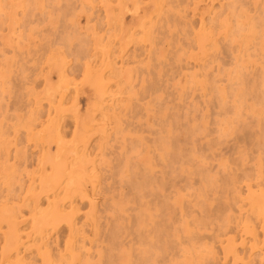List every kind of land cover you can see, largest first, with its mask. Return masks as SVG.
<instances>
[{
  "label": "rangeland",
  "instance_id": "rangeland-1",
  "mask_svg": "<svg viewBox=\"0 0 264 264\" xmlns=\"http://www.w3.org/2000/svg\"><path fill=\"white\" fill-rule=\"evenodd\" d=\"M0 1H3L2 3L5 5H23L24 6V7H21L19 10L15 9V8H5V9L0 10V212H1L0 213L1 214L0 215L1 216V218H0V225H1L0 226V252H1L0 253V261H3V264H10V261H13V259H15V260L21 259L24 261L27 260L29 262V264H45V263L49 264V262H56V264H102V262H103L102 260H104L103 264H110V263L111 264H133V263L134 264L135 263L136 264H139V263L140 264H145V263L146 264H154V263L159 264V262H160V264H163L167 260V262H165L164 264H174V263L175 264H180V263L181 264H193V261L196 260L195 264H198V263L204 264V260H206V262L208 261L207 264H217V262H219V264H225V262L229 261V260L235 262L237 260H249L253 257L255 259L252 258L251 260H256V264H259L261 257H262L261 245L264 244V239H263L264 227L261 228L264 225V222H263L264 217L262 216V214H260V212H262V210L264 211V205H263L264 204V200H263L264 196H262V195H264V183H262V181H264V173H262V161H264V153H263L264 152V144H263L264 141L262 142V140H264L262 138L264 136V134H263V132H264V124H263L264 121L262 122V120H264V113H263L264 112V107H263L264 106V104H263L264 103V96H263L264 95V93H263L264 88H262V86H264V82H263L264 81V72H263L264 71V64H263L264 63V32H262V29L260 27L262 25V22H264V0H29L30 3L27 0H0ZM163 1H164V3H163ZM27 2H28V5H27ZM161 6H162V8H161ZM65 8H66V10H65ZM23 11H24V13H23ZM160 17L161 18L164 17L166 19L164 20V19H161ZM156 20H157V23L159 22L158 24L155 23ZM164 21H165L166 25L164 24ZM151 22H152V24H151ZM143 23H145V24H143ZM202 23L205 26L203 29L201 28ZM255 23H258V25H257L258 27L256 26ZM238 25H240L241 32L238 28ZM156 26H157L158 30H157ZM161 26H163V27H161ZM151 27H154L152 29L153 32L155 31L154 33L152 32ZM160 27H161V29H160ZM144 29H147L148 32ZM166 29L168 30V32ZM237 29H238V31H237ZM164 30H165V32H164ZM160 32H161V35H160ZM183 33L185 34V36ZM200 33H201V35H200ZM124 35H125V37H124ZM165 35H167V36H165ZM214 35H216V36H214ZM231 35H233L234 37ZM110 36H111V38H110ZM132 37H135L136 40L133 41L134 38H132ZM155 37H156V39H155ZM210 37L214 41H212V39ZM126 38H127V40H126ZM138 38H140V41L138 40ZM160 40H162V41H160ZM233 40H234V42H233ZM136 41H138V42H136ZM152 41L153 42L155 41V42L152 43ZM157 41H159V42H157ZM228 41H231L233 43H228ZM148 42H150V43H148ZM133 43L135 44V46L133 45ZM171 43H173L174 46H172ZM222 43H225V44H222ZM74 44L76 45V47L74 46ZM212 44H213V46H212ZM224 45H225V47H224ZM171 46L173 48H171ZM78 47H81V48L78 49ZM127 47H129V49ZM138 47L140 48L139 49L140 51L138 50ZM71 48L73 51L71 50ZM76 48H77V50H76ZM82 48L84 50H82ZM120 48L121 49L123 48V51H121ZM146 49H148V50H146ZM228 49H229V51H228ZM87 51H89V54ZM150 51H152V52L150 53ZM157 51H159L160 53ZM84 52L86 54H84ZM223 52H225V53L228 52V53L224 54ZM230 52L233 53V56L231 55ZM102 53H103V55H102ZM105 53H107V54H105ZM111 53H113L115 56L113 54H112L113 55L112 56ZM118 53L121 56L117 55ZM152 53H153V56H152ZM72 54H74V55H72ZM80 54H82L83 57H81ZM78 55L81 58L78 57ZM106 55H109V56L107 57ZM229 55H231L230 57L232 59H230ZM92 56H93V58H92ZM127 56L130 57L132 63L129 62L130 59ZM132 56H134V58ZM138 56H140V57H138ZM136 57H138V58L136 59ZM104 58L108 59L109 63H113V65L108 64ZM145 58H147V59L144 60ZM87 60L89 61V63ZM143 60L145 62H142ZM160 60L164 63H162ZM104 61H105V64H104ZM117 61H118V63H117ZM136 61H139V62L137 63ZM79 63H80V66H79ZM87 63H88L89 67L87 66ZM141 63H143V64H141ZM152 63H153V65H152ZM90 64H91V66H90ZM123 64L125 67L123 66ZM85 65H86V68H90V67H92V68L91 69H86V68L84 69L83 67ZM117 65L119 66V68L116 70V73H115V68H113V67L117 68L118 67ZM127 65L130 66L131 68L128 67ZM161 65H163V66H161ZM109 66H110V68L112 66V68L111 69L108 68ZM139 67H141V69ZM156 67H158V69ZM139 69H140V71H139ZM118 70H120V71H118ZM125 70H126V73H125ZM167 70H168V72H167ZM82 71L85 73H83ZM92 71H93V74H92ZM96 71L103 73V74L97 73ZM136 71H137V73H136ZM150 71L153 74H150ZM154 71H157V72H154ZM163 71H166L167 73L163 72ZM170 71H171V73H170ZM63 73H65L66 75H64ZM86 73H88V75ZM95 73H96V75H95ZM112 73H114V74L111 75ZM259 73H262V74L260 75ZM89 74H92V75H89ZM147 74H149V75H147ZM99 75H101V78H99ZM114 75H117V77ZM170 75H171V78H169ZM87 76H88V78L90 77L92 80L90 78L87 79ZM143 76H145V77H143ZM166 76L171 80H169ZM61 77L62 78L64 77V78L62 79ZM105 77H106V79H105ZM129 77L131 80H129ZM162 77L165 79H163ZM96 78H99L101 80L100 81L101 83H99V80ZM111 78H113V79H111ZM115 78L116 79L118 78V80H116ZM258 78H260V79H258ZM162 79H163V81H162ZM240 79L246 80L247 82L246 83H245V81L241 82ZM90 80L92 81L91 84H90ZM107 80H108V82L111 81V83L107 84L106 83ZM139 80H141V82H139ZM211 80H212V82H211ZM104 81H105V83H103ZM189 81H190V83H189ZM94 82H96V83L98 82V83L96 84ZM157 82H158V85H157ZM171 82H173V83L170 84ZM258 82H260L261 84ZM162 83H164V84H162ZM165 83L167 85H165ZM247 83H249V84H247ZM101 84H102V86H99V88H97L98 87L97 85H101ZM149 84H150V86H149ZM250 84H252V86ZM108 85L110 88L108 87V90H107ZM247 85H250L252 88L249 86V89H247L248 88ZM253 85L254 86L256 85V87H253ZM118 86L120 89L118 88ZM160 86H161V88H160ZM188 86L189 87L191 86L190 89L188 88ZM210 86H213L212 87L213 89ZM257 86L259 87V90H258ZM100 87H101V89H100ZM102 87H103V89H102ZM115 87H117V88H115ZM129 87L130 88L132 87L131 90L134 89V91H131ZM209 87H210V89H208ZM122 88H123V90H122ZM135 88H136V90H135ZM151 88L154 90L151 91ZM197 88H198V90H197ZM254 88H255V91H253ZM18 89H20V90H18ZM97 89H98V91H96ZM114 89L118 90V92H116V90H114ZM145 89H146V91H145ZM175 89H177V90H175ZM92 90H95V92ZM104 90H105V92H104ZM124 90L127 92H125ZM129 90H130V92H129ZM192 90H193V92H192ZM201 90H203V91H201ZM216 90H217V92H216ZM229 90H231L232 92L235 90L236 93H235V91L232 93ZM111 91H113V92H111ZM161 91L163 92V94ZM166 91H168V93ZM176 91L177 92L182 91V92L177 93ZM243 91L246 95L243 93ZM110 92H111V94H110ZM119 92H120V94L118 95ZM141 92H142V94H141ZM144 92L147 95L143 94ZM230 92H231V94H230ZM92 93H94V94H92ZM104 93H105V95H104ZM125 93L127 95H125ZM211 93H212V95H211ZM242 93L244 95L241 96ZM51 94H52V97H51ZM106 94H108L110 97ZM228 94H230V95H228ZM252 94H253V96H252ZM256 94H257L256 98L259 99L258 96L260 95L261 96L260 99L262 101L259 99V101L257 102L256 98H254ZM45 95H46V98H45ZM98 95H99V98H98ZM112 95H113V97H112ZM140 95H142V96H140ZM144 95L147 97H145ZM150 95H151V97H150ZM161 95H162V97H160ZM63 96H65V97H63ZM164 96H166V97H164ZM206 96H207V98H206ZM19 97H20V99H19ZM105 97H106V99L104 100ZM140 97H142V98H140ZM155 97H156V99H155ZM252 97H253V99H252ZM62 98L65 99L66 102ZM134 98H135V100L132 101V99H134ZM152 98L154 100H156V102ZM232 98H233V100H232ZM248 98H251V99L248 100ZM38 99H40V100L42 99V100L40 101ZM47 99H49V101ZM109 99H111L110 100L111 103H110ZM151 99H152V101H151ZM221 99H223V101ZM242 99H244V100H242ZM157 100H159V101H157ZM211 100H213V102ZM219 100H221V101L218 104ZM118 101H119V103H118ZM137 101H139L140 103ZM153 101L156 104H154ZM36 102H38V103H36ZM58 102H59V104H58ZM105 102H106V106H105ZM159 102H161V103H159ZM227 102L228 103L231 102V103L228 104ZM255 102H256V104H255ZM261 102H262V104H261ZM117 103H118V105H117ZM132 103H133V106L136 105L138 108L135 106L133 107ZM214 103H215V105H213ZM257 103H259L260 105L258 106ZM37 104H39V105H37ZM114 104H115V106H114ZM222 104H224V105H222ZM103 105H104V107H103ZM218 105L221 108L218 107ZM107 106H109V107H107ZM156 106H157L158 110L156 109ZM179 106H180V108H177ZM224 106L227 108H225ZM244 106H247L248 109ZM260 106H261V108H260ZM131 107H133V108H131ZM142 107H144V108L141 109ZM161 107H163L164 109ZM193 107H196V109ZM223 107L226 109L225 111H224ZM228 107H230V108H228ZM114 108H115V110H113ZM188 108L192 109L193 111H191L190 109L187 110ZM215 108H217V109H215ZM232 108H234V110ZM34 109H35V111H34ZM161 109H163V110H161ZM165 109H167V110H165ZM176 109H178L179 111ZM30 110H32V111H30ZM55 110H57V112ZM99 110H102V112ZM140 110H141V112H140ZM184 110H186V111H184ZM230 110L233 111L234 113L231 112ZM243 110H244V112H242ZM64 111H66V114L64 113ZM109 111H111V112H109ZM120 111H121V114L119 113ZM135 111H136V114L138 116L136 114H133V113H135ZM128 112H129V115L127 114ZM172 112H174V113H172ZM193 112H195V113H193ZM228 112H230V113H228ZM35 113H37L36 116H35ZM100 113L101 114L104 113V114L101 115ZM160 113H162V114H160ZM188 113H189V115H188ZM30 114L31 115L33 114L32 117ZM41 114H42V117H41ZM60 114H62V116H64V114H65L64 118L62 116H60ZM92 114H95V115H92ZM114 114H116V115H114ZM155 114L159 115L160 119ZM179 114H181V116ZM231 114L232 115L234 114V117ZM261 114H262V116L260 117ZM75 115H76V117H75ZM109 115H111V116H109ZM166 115L168 116V118H164V117H167ZM238 115L239 116L243 115V118L241 119V116L237 117ZM26 116H30V117H26ZM93 116H97V117H93ZM113 116H116V118ZM178 116H180V118ZM194 116L196 117V119ZM111 117H112V120H111ZM155 117H156V119H155ZM174 117L179 118V119H176V118L174 119ZM31 118H33V119H31ZM102 118H104V119H102ZM169 118H171L170 120H173V121L170 122ZM185 118H187L188 120ZM23 119L25 120V122ZM53 119H54V121H53ZM141 119H142V121H141ZM102 120H104V122ZM178 120H180V121H178ZM181 120H182V122H181ZM37 121H39V122H37ZM49 121L51 122V124L49 123ZM94 121H95V123H94ZM176 121H178L179 123ZM27 122H28V124H27ZM35 122H37V123H35ZM52 122H54V123H52ZM62 122H65V124ZM87 122H88V124H87ZM111 122H113L114 124L112 123V125H111ZM123 122H125V124ZM237 122H238V124H237ZM98 123H100V124H98ZM161 123L163 125H161ZM165 123H166V125H165ZM223 123H225V124H223ZM261 123L263 125L262 127H261ZM92 124H95V125H92ZM218 124H219V126H218ZM46 125H47V128H46ZM59 125H62V126H59ZM82 125H83V128H82ZM177 125L179 127H177ZM181 125H183V126H181ZM223 125H225V126H223ZM256 125H257V127H256ZM17 126H18V128L21 126L20 129L16 128ZM29 126H30V128H29ZM43 126H45V127H43ZM98 126H100V127H98ZM112 126H114V127H112ZM156 126H158V128H156ZM161 126H163L164 128ZM188 126H191V127H188ZM198 126H199V128H198ZM229 126H231V127H229ZM50 127H51V129H50ZM160 127L164 131H162ZM172 127H174V129ZM194 127H195V129H194ZM25 128L26 129L28 128L29 130L27 131ZM108 128H110V129H108ZM139 128L141 130H139ZM187 128L189 131L188 136H187V133H188ZM256 128L259 131L262 128L263 131L261 130L259 133L258 130L256 131ZM75 129H77V130H75ZM106 129L109 131H107ZM159 129L161 130L160 132H162V133H159ZM184 129H186V130H184ZM193 129L196 132H194ZM244 129H246V132H244L245 131ZM31 130H32V132H31ZM120 130H122V131H120ZM138 130H139V133H138ZM150 130L151 131L153 130L152 133ZM179 130L181 132L180 135L182 137L179 136ZM59 131L63 135L64 140L62 139ZM64 131H65V133H64ZM82 131H83V133H82ZM110 131H111V133H110ZM112 131L113 132L115 131V132L113 133ZM123 131H126V132L124 133ZM154 131L155 132L157 131L156 132L157 134ZM172 131H175V132L172 133ZM190 131H191V133H190ZM198 131H199V133H198ZM248 131H249V133H247ZM76 132H77V135L75 136L74 134H76ZM97 132H98V134H96ZM122 132H123V134H122ZM131 132L133 133V135ZM141 132H142V135H140ZM143 132H146V133L143 134ZM192 132H193L194 136H190V135H192ZM254 132H257V134ZM34 133H35V135H34ZM91 133H94V134H91ZM108 133H109V135H108ZM165 133H167V136L169 134L171 136L172 135L173 136L171 137L169 135L167 137ZM184 133H186V135ZM258 133H259V135H258ZM88 134H90V135H88ZM95 134L97 136H95ZM105 134H107V135L105 136ZM251 134H252V136H251ZM254 134H256L255 137H254ZM260 134H261V137H260ZM82 135L86 136L87 138L85 137V139H84V136H82ZM243 135L246 139H242ZM103 136H105V137L103 138ZM112 136H113V138H111ZM158 136H162V137L160 138ZM176 136H179V137H176ZM73 137L75 138V140ZM143 137L145 138V140H142V139H144ZM187 137H188V140H187ZM32 138L34 141L31 140ZM34 138L36 139L37 142L35 141ZM81 138L83 141H81ZM114 138H116L115 141L113 140ZM172 138H174V139H172ZM176 138H178V139H176ZM258 138H261V139H258ZM59 139H61V140H59ZM89 139H90V141L88 142ZM98 139H99V141H98ZM119 140L121 142L122 141L123 142L121 143ZM180 140H181V143L179 142V144H178L177 142ZM189 140L192 144L189 142ZM257 140H259V141L261 140L262 145ZM70 141L72 144H75V145H69V144H71V143H68ZM110 141H111V143H110ZM127 141H129V142H127ZM133 141L134 142L136 141V142L134 143ZM161 141L165 146L161 143ZM153 142L155 143V145H157V147H158V148H156L157 150L155 149V145L153 147ZM132 143H134V144L132 145ZM149 143H151V144H149ZM193 143H195V144H193ZM253 143H255V144H253ZM259 143L263 148L258 147ZM85 144H87V145H85ZM128 144H129L128 148H130V147H132V148L128 149L127 148ZM58 145L60 147H58ZM114 145H116V146H114ZM179 145H181V146L186 145L189 147H186V146L181 147ZM86 146H88L89 148ZM75 147H77L78 149ZM184 147L187 149L185 150ZM253 147H255V148H253ZM87 148H88V150H87ZM138 148H140V150ZM163 148H165L166 150H164ZM89 149L91 150V152ZM103 149H105V150L102 151ZM180 149L183 152H180L181 151ZM63 150H64V152H63ZM79 150H81V151H79ZM172 150L175 154L172 153ZM259 150H261V151H259ZM77 151H79V154ZM100 151H101V153H100ZM134 151H135V153H133ZM197 151H198V153H197ZM17 152H18V155H17ZM75 152H77L76 154L78 156L76 154H74ZM81 152H83V153H81ZM92 152H94V153H92ZM111 152L112 153L114 152V153L112 154ZM117 152H119V155ZM139 152H141V153L138 154ZM193 152H194V154H193ZM80 153H81V156H79ZM116 153L119 156V158L117 155L115 156ZM126 153L128 156L126 155ZM132 153L135 155H138L139 157L135 156V155H133V157H132ZM165 153H167V154H165ZM168 153H169V155H168ZM259 153H261V154H259ZM104 154H105V157H104ZM163 154H165V155H163ZM178 154L181 155L180 159L182 158L180 161L178 158V156H179ZM184 154H186V155H184ZM16 155H17V157H16ZM24 155H26V156H24ZM155 155H156V157H155ZM174 155L177 157H175ZM85 156L87 157V159ZM95 156H96V158H95ZM151 156H152V159H151ZM193 156H195V157H193ZM200 156H202V159ZM15 157H16V159H14ZM41 157L42 158L44 157V159H42ZM78 157H80L81 159ZM84 157H85V160L83 161ZM186 157H188V159H186ZM47 158H48V161H46ZM97 158H98V160H97ZM114 158H116V159H114ZM121 158L122 159L124 158L125 162H124V159L122 160ZM138 158H139V161H138ZM183 158L187 161L185 162V160H183ZM190 158H191V161H189ZM6 159H7V161H6ZM39 159H41L40 162H39ZM74 159H76V161L80 165L82 164L81 165L82 167L78 163H76V161ZM91 159L93 160V163L90 162ZM159 159L161 161H159ZM168 159H172V160H168ZM240 159L242 160V162ZM115 160L118 163L115 162ZM135 160L137 162H135ZM87 161H89L91 164H88L89 162H87ZM145 161H147V162H145ZM171 161H173V162H171ZM181 161L183 162V164L181 163ZM83 162H84V164H83ZM112 162H113V164H111ZM139 162H141V163H139ZM94 163H95V167L93 165ZM100 163H101V165H100ZM124 163H125V165H124ZM175 163H177L178 165H176ZM72 164H75V165H72ZM119 164H121V165H119ZM155 164L157 166H155ZM172 164H175V165H172ZM187 164L189 166H187ZM112 165L116 166V167L113 168ZM128 165H129V167H127ZM130 165H131V167H130ZM133 165H135V166H133ZM193 165H194V168L190 167ZM78 166H79V168H82L83 174L80 171V169L78 168ZM89 166H91V167H89ZM122 166H124V167L126 166L125 170ZM161 166H163V167L165 166L164 167L165 170ZM41 167L43 168V173H42ZM86 167H88L86 170L90 174H88L86 172V170H85ZM137 167H139V168L137 169ZM38 168H40V169H38ZM74 168L77 169L76 170L77 173L75 172ZM112 168H113V170H112ZM167 168L169 169V171ZM71 169H73L74 171H72ZM97 169H98V171H97ZM104 169L107 172H105ZM122 169L124 172L122 171ZM130 169H131V171H130ZM134 169H135V171H134ZM160 169H162V170L160 171ZM174 169L175 170L177 169V172L180 169V172L177 174V172ZM194 169H196V172L194 171ZM198 169H201V170H198ZM202 169H205V170H203V172L201 174L200 172L202 171ZM50 170H51V173L49 172ZM65 170H67V171H65ZM110 170H111V173L113 175H111ZM145 170H147V171H145ZM138 171H139V173H137ZM140 171H141V173H140ZM193 171H194L195 176L193 174ZM207 171L209 174H207ZM210 171H211V173H210ZM146 172L147 173L149 172L148 175ZM166 172H167L168 176H167ZM70 173H71V175H70ZM86 173L90 177L89 176L84 177L85 176L84 174H86ZM98 173L100 174L99 179H98V175H96ZM144 173H146V174H144ZM151 173H153L152 174L154 176L153 178H152ZM43 174H44V176H43ZM72 174L74 177L76 175V177H75L76 179L75 178L73 179ZM156 174H158L161 177H159L158 175L156 176ZM163 174H164V177H163ZM189 174H191V175H189ZM196 174L197 175L199 174V175L196 176ZM59 175H63L65 177H62ZM67 175L69 177H67ZM121 175H122V178L120 177ZM137 175H138L139 179L137 178ZM181 175L184 177H182ZM186 175H188V176H186ZM53 176H54V179L52 180ZM81 176L83 179L81 178ZM103 176H105L104 177L105 179L102 178ZM114 176L117 178H115ZM215 176L218 178H216ZM48 177L50 180L46 179ZM58 177L61 179H59ZM169 177H171V179ZM197 177H198V179H196ZM56 178H58V179H56ZM80 178L82 180H80ZM112 178H113V180H112ZM119 178L121 180H119ZM126 178H129V179H126ZM257 178H260V180ZM43 179H44V183H43ZM55 179H56V181H55ZM68 179L71 182L68 181ZM95 179H97V180H95ZM131 179H132L133 183H131V181H129ZM181 179H183V180H181ZM236 179H237V181H236ZM40 180L42 181L41 183L39 182ZM77 180H78V182H77ZM114 180L116 181V183ZM161 180H162V182H161ZM226 180H228V182ZM250 180H252V181L250 182ZM74 181H76V182H74ZM119 181H121V182L119 183ZM126 181H127V183H126ZM185 181L187 183H185ZM210 181H212V182H210ZM217 181H219L220 183ZM233 181H234V183H233ZM244 181H246V183H243ZM104 182H105V184H104ZM155 182L158 184H156ZM173 182L178 183V184H176L177 187L175 184L173 185ZM208 182H210V184ZM226 182H227V185H226ZM91 183H92V185H91ZM99 183H101V184H99ZM121 183H122V185H121ZM184 183L186 185L187 184L188 185L186 186ZM248 183H250V184H248ZM103 184L106 186H104ZM123 184H125L126 186H124ZM142 184L143 185L145 184V186H143ZM152 184H153V186H152ZM234 184H236L235 185L236 187L234 186ZM67 185L68 186L74 185L73 187H75L74 189L76 191L75 190L72 191L73 188L68 187ZM95 185L97 186L96 189H95ZM102 185H103V187H102ZM120 185L122 187H125V188H122ZM130 185H132L133 189L131 188ZM207 185H209L208 189H207ZM215 185H217V190H216L217 192L214 190L216 188ZM82 186L84 188H82ZM159 186H160V188H159ZM174 186H175V188H174ZM110 187H112V188L115 187V188L114 189L111 188V190L109 191ZM144 187H146V190ZM200 187H202V188H200ZM222 187H224L225 189ZM233 187H234V189H233ZM253 187H254V190H253ZM188 188H190V189H188ZM196 188H198V189H196ZM227 188L229 191L227 190ZM28 189H30V191ZM34 189H36V191ZM69 189L71 191H69ZM152 189L154 192L151 194L150 192H152ZM159 189H161L162 191ZM200 189H202L203 191ZM259 189H260V191H259ZM77 190L79 192H77ZM91 190H92V193H91ZM123 190L125 191L124 193H123ZM182 190H184V191H182ZM55 191H57V192H55ZM64 191L65 192L67 191V192L65 193ZM127 191L129 194H126ZM140 191H142L143 193ZM29 192H31V193H29ZM96 192H97V194L95 195L94 193H96ZM134 192L135 193L137 192V193L135 194ZM148 192H149V196H148ZM218 192H219V194H218ZM222 192H225V194ZM57 193H59V194H57ZM68 193L71 195H69ZM74 193L77 195L75 196ZM167 193H168V195H167ZM246 193H247V195H246ZM29 194H31V195H29ZM86 194H87V197H86ZM89 194H90V196L88 198ZM91 194H92V196H91ZM103 194H104V196H103ZM143 194H144V198L142 197ZM169 194L171 196H169ZM201 194H203V195H201ZM25 195L26 196L29 195V196L25 197ZM84 195H85V197L83 198ZM113 195H116V197H114ZM145 195H147V196H145ZM204 195H207V198H205L206 196H204ZM209 196H210V198H208ZM227 196L229 198H227ZM235 196H237L238 199ZM240 196L242 198H240ZM33 197H34V199H33ZM68 197H70V198H68ZM79 197H82V198H79ZM151 197L153 198L152 200L150 199L152 202L149 200V198H151ZM169 197L170 198L172 197L171 200ZM232 197H233V199H232ZM106 198L108 200H106ZM118 198L120 200L122 199L123 201L122 200L120 201ZM186 198H188V199H186ZM24 199H25V201H24ZM29 199L32 202H30ZM56 199H58V200H56ZM91 199H92V201H91ZM206 199H208V200H206ZM47 200H48V203H47ZM89 200H90V202L88 203ZM116 200L119 202H117ZM161 200H163V201H161ZM23 201H24V204H23ZM67 201H68V203H67ZM80 201H83V202H80ZM114 201L117 202V204L114 203ZM145 201H146V203H144ZM166 201H167V203H166ZM198 201H200V202H198ZM59 202L61 203V205ZM71 202H74V203H72V205H71ZM187 202H189V203H187ZM197 202H198V204H196ZM202 202H206V203H202ZM231 202H232V204H229ZM109 203H110V205H109ZM124 203H126L127 205H130V206H127ZM150 203H152V205ZM155 203H156V205H155ZM168 203L170 204L171 208L169 207ZM201 203L203 205H201ZM223 203L224 204L227 203V204L231 205L232 207L234 205V207L233 208L230 206L228 207L227 204L224 205ZM62 204H64V206ZM74 204H77V205L75 206ZM121 204H122V208H119L121 206ZM132 204H135V205H132ZM149 204H150V206H149ZM243 204H246V206H244ZM8 205H9V207L10 206L11 207L9 208ZM27 205H28V208H27ZM78 205H79V207H78ZM195 205H196V207H195ZM216 205H218V206H216ZM220 205H221V207H220ZM247 205H248V207H247ZM5 206H7L8 209L4 208ZM89 206H90V209H89ZM93 206H95V207H93ZM166 206H167V208H166ZM2 207L4 208V210L2 209ZM70 207L71 208L75 207L74 209H76V207L78 208V211H77V209L75 210L76 214H74L73 208L71 209ZM158 207H159V209H161V211L158 209ZM198 207H200V208H198ZM205 207H206V209H205ZM259 207H261L262 210ZM49 208H51V210ZM58 208H60V209H58ZM100 208L103 211H101ZM149 208H150V210H149ZM202 208H203V210H205V212H203ZM43 209H44L45 213L43 212ZM46 209L47 210L49 209V211H47ZM69 209H70V211H69ZM110 209H112V212ZM146 209H147V211H146ZM198 209H200V210H198ZM237 209L239 211H237ZM256 209H257V211H256ZM12 210H14V211H12ZM66 210H67V212H66ZM104 210H106L107 212H105ZM174 210L177 211L178 213L175 212L173 215ZM178 210H180V212ZM191 210H192V212H190ZM201 210H202V212H201ZM213 210H214V212H213ZM221 210H223V212ZM10 211H11V213H10ZM17 211H18V213H17ZM38 211H40V212H38ZM94 211L96 213L95 216L92 215V214H94ZM113 211H114V214H113ZM157 211L161 212V213H156ZM229 211H231V212H229ZM253 211H255L254 214L256 213V215L257 216L259 215L260 217L259 216L257 217L255 215L257 218H254L255 217L254 214L253 213L251 214V212H253ZM8 212H9V214H8ZM35 212L37 214L38 213L39 214L38 215L34 214ZM47 212H49V213L47 214ZM115 212L117 213V215L115 214ZM145 212H147V213H145ZM168 212H170L173 215V216L172 215L171 216L174 217V219H176V220H174L170 216V213H168ZM210 213L211 214L213 213L214 215L213 214L211 215ZM247 213H249L250 215ZM2 214H4V215H2ZM5 214L12 216V218L15 216L14 217L15 219L14 218L10 219V217L6 216ZM79 214L81 216H79ZM128 214H129V217L133 218L132 219L133 221L131 220V218L129 219ZM137 214H138V216H137ZM186 214H189V215H186ZM87 215L88 216L91 215V216L88 217ZM143 215H147V216H143ZM183 215H184V217H183ZM205 215L207 217H205ZM210 215H211V218H209ZM248 215H249L250 219L248 218ZM3 216L4 217L6 216V218H4ZM16 216H17V218H16ZM40 216L42 218H40ZM71 216L72 217L74 216L75 219H74V217L71 218ZM149 216H151V217H149ZM241 216H242L243 220H241ZM261 216H262V218H261ZM120 217H121V219H120ZM125 217H127V218H125ZM156 217H158L159 219ZM46 218L47 219L49 218L48 221ZM64 218L66 221L64 220ZM86 218H87V221H84ZM92 218H93V220H92ZM102 218H104V219H102ZM143 218L144 219L146 218V219L143 220ZM200 218L202 220H200ZM216 218H219V219H216ZM239 218H240V221H239ZM37 219L38 220L40 219L41 221H38ZM118 219H120V220L118 221ZM125 219H126V221L127 220L128 221L126 222ZM153 219H154V221H153ZM195 219H197V220L199 219V220L197 221ZM206 219L208 222L207 221L204 222V220H206ZM231 219L234 222H232ZM90 220H91V222H90ZM108 220H110V221H108ZM169 220H171L172 222H170ZM181 220H183V222ZM215 220L218 223H216ZM226 220H227V223H226ZM259 220H260V222H259ZM55 221L58 225L56 223H52ZM122 221H123V223H122ZM175 221H177V222H175ZM17 222H19V223L15 224ZM38 222H41L42 226L39 225L40 223L38 224ZM72 222H74V223H72ZM112 222L114 224H112ZM144 222H146L148 224H146V223L144 224ZM154 222L156 225L154 224ZM196 222H198V223H196ZM211 222L215 226H212ZM220 222L223 223V225H221L222 227L219 226ZM243 222L246 223L245 226L243 225ZM250 222H251V224L249 225L248 223H250ZM61 223H63V224H61ZM117 223H119L118 224L119 226L117 225ZM162 223H165L164 227H163ZM205 223H207V224H205ZM224 223H225V225H224ZM66 224L69 226H67ZM81 224H83L86 227H83V225L80 226ZM108 224L110 227L107 226ZM190 224H191L192 228H191V226H189ZM239 224H240V226H239ZM70 225H71V228H69ZM72 225H74V227ZM168 225H170V226H168ZM226 225H227V227H226ZM12 226L14 228L16 227L15 230ZM32 226L35 229H30V228H33ZM54 226H56V227H54ZM58 226H59V228H58ZM91 226H92V228H91ZM127 226H130V227H127ZM147 226H149V227H147ZM152 226H154V227H152ZM155 226L158 228H156ZM72 227L74 230L72 229ZM93 227H96L98 230H96ZM102 227H105V229ZM118 227H120L119 231L117 229ZM169 227H171V228H169ZM204 227H205V229H204ZM39 228H41V229L39 230ZM46 228H47V230H46ZM76 228L78 229V231ZM6 229H9V230H6ZM69 229H72L73 231L71 232V230H69ZM75 229H76V231H75ZM141 229H143V230H141ZM156 229H158V230H156ZM165 229L167 230V234H166ZM200 229H202V230L200 231ZM17 230L18 231L21 230V231L18 232ZM102 230H103V232H101ZM105 230H106V233L104 235L103 233L105 232ZM134 230L135 231L138 230V231L135 232ZM169 230H170V233H169ZM220 230L222 233L220 232ZM246 230L251 231L253 236L246 238L245 232H244ZM52 231H54L53 234H52ZM83 231H84V233H83ZM121 231H123V232H121ZM125 231H126V233H128L127 235H126ZM130 231H131V233H130ZM146 231H147V233H146ZM157 231H159V232L157 233ZM213 231H214V233H213ZM224 231H226V233ZM38 232H39V234H37ZM73 232H75V233H73ZM92 232H94L95 235ZM114 232H115L116 236H114ZM119 232H120V234H119ZM144 232H145V234H144ZM175 232L178 233V235ZM21 233H22V235H21ZM72 233H73L74 239H76V240H74L73 237H70V236H72L71 235ZM90 233H92V234H90ZM110 233H111V235H110ZM140 233H142V234H140ZM4 234H5V236H4ZM74 234L76 235V238H75ZM86 234H87V236H85ZM112 234H113V236H112ZM146 234H147V236H146ZM160 234H161V236H160ZM179 234H180V236H179ZM187 234H188V236H187ZM192 234L194 235V237ZM196 234H198V235H196ZM218 234H220V235H218ZM6 235L12 239L7 237ZM83 235H84V237H83ZM149 235H151V236H149ZM152 235H154V236H152ZM158 235L160 236L159 240H158L159 237H157ZM43 236L45 237V240H44ZM88 236H91V239ZM118 236H119V239H118ZM169 236H170V238H169ZM190 236H192L191 239H190ZM5 237H6V239H5ZM41 237H42V239H41ZM103 237H106V238L104 239ZM113 237L116 239H114ZM141 237H143V239ZM154 237L156 238V240L154 239ZM176 237H177V239H176ZM8 238H9V240H8ZM85 238H87V239H85ZM99 238H101V239H99ZM166 238H167V241H165ZM253 238H254L255 242L258 244L253 242L254 241ZM49 239H50V241H49ZM68 239H70V240H68ZM180 239H182V242ZM187 239H188V241H186ZM189 239H190V241H189ZM200 239H202V240H200ZM5 240H7L6 241L7 243L5 242ZM65 240H66V242H65ZM71 240L73 241L72 243H71ZM80 240H81V244H80ZM86 240H88V241H86ZM118 240H120V241L118 242ZM143 240H145V242ZM194 240L195 241L197 240V243ZM24 241H25V243H24ZM147 241H149V242H147ZM191 241H194L193 243L194 244L196 243L195 244L196 246L193 245V243ZM46 242H48V243H46ZM100 242H102V243L104 242L107 245L104 243L102 244ZM158 242H161V243L158 244ZM189 242H191V243H189ZM37 243H38V245H40L39 247L37 246ZM41 243H43V244L45 243L44 245H46V244L47 245L44 246L42 244L43 247H41L42 246ZM70 243L74 245V249L77 247L75 249V252H74L73 248L71 249V247H73V245L69 246V245H71ZM74 243L75 244L77 243V244L75 245ZM86 243H88V244H86ZM183 243H185V245ZM242 243H244V245ZM58 244H59V246H61V248L58 246ZM118 244H120V245H118ZM153 244H154V247L156 246L157 248L156 247L154 248ZM251 244H252V247L250 246ZM2 245H4V246H2ZM21 245H23V248L21 247ZM28 245H29V248L31 250L29 248H27ZM85 245H86V247H85ZM112 245L114 248L112 247ZM143 245H144V247H143ZM173 245H177V246H173ZM199 245H201L200 248H198ZM89 246L91 247L90 249H89ZM99 246H100V248H99ZM108 246L110 247V249ZM120 246H121V248H120ZM254 246L257 248H255ZM2 247L3 248L6 247L7 249L6 248L3 249ZM80 247H81V249H80ZM111 247L115 251L116 250L117 251L116 252H114V250L112 251ZM135 247L136 248L138 247V248L136 249ZM160 247H161V249H160ZM165 247H167V248L165 249ZM169 247H171V248L169 249ZM178 247H179V249H178ZM190 247H192V248H190ZM206 247H207V249H206ZM250 247L252 248V250ZM45 248H47V249H45ZM201 248L202 249L204 248V249L201 250ZM254 248H255L257 253L255 252ZM70 249L73 250V253ZM82 249H84L85 251ZM157 249H159V250H157ZM257 249H258V251H257ZM67 250H69L70 252L68 251L69 252L68 253ZM142 250H144V251H142ZM146 250L150 251V253L147 252ZM175 250H176V252H175ZM178 250H180L181 252ZM198 250L200 251V253ZM230 250H231V252H229ZM250 250H251V252H250ZM19 251H21V253H19ZM83 251L84 252L87 251V252L84 253ZM104 251H106V255H105V253H103ZM133 251H134V254L132 253ZM201 251H203V253ZM205 251H207V252H205ZM236 251L238 252V254ZM14 252H18V255H17V253H14ZM41 252H43V254ZM78 252H80V253L82 252V255L79 254ZM110 252H111V254H110ZM146 252L149 254H147ZM160 252H162V253H160ZM93 253H95V254H93ZM209 253H211V254H209ZM150 254H152L153 256ZM176 254L179 255V257ZM207 254H209L210 257L207 256ZM235 254H237V259L235 258L236 257ZM110 255L111 256L114 255L113 257H115V258L111 257ZM132 255L135 258H133ZM21 256H23V257H21ZM139 256H140V258H139ZM248 256H249V258H248ZM104 257H106V258H104ZM116 257L118 258V260H116ZM123 257H126V260ZM158 257H161V259L163 257V259H162L163 261L160 260V258L158 259ZM7 258H8V260H7ZM32 258H33V260H30ZM144 258H145V261H144ZM151 258H152V261L150 262L149 260H151ZM155 258H156V260H155ZM174 258L177 260H175ZM206 258L207 259L209 258V259L207 260ZM242 258H244V259H242ZM44 259H45V262H44ZM110 259H111V262H110ZM113 259H115V260H113ZM134 259H135V261H134ZM172 259H173V262H172ZM123 260L126 262H124ZM132 261H133V263H132ZM197 261H198V263H196Z\"/></svg>",
  "mask_w": 264,
  "mask_h": 264
},
{
  "label": "bare ground",
  "instance_id": "bare-ground-1",
  "mask_svg": "<svg viewBox=\"0 0 264 264\" xmlns=\"http://www.w3.org/2000/svg\"><path fill=\"white\" fill-rule=\"evenodd\" d=\"M27 1H29V0H27ZM0 2L2 3L3 1H0ZM160 2H161V1H160ZM177 2H178V1H177ZM29 3H30V1H29ZM34 3H35V2H34ZM163 3H164V1H163ZM22 4H23V3H22ZM122 4H123V3H122ZM25 5H26V4H25ZM27 5H28V2H27ZM62 6H63V5H62ZM29 8H30V7H29ZM161 8H162V6H161ZM161 8H160V9H161ZM23 10H24V9H23ZM26 10H27V9H26ZM65 10H66V8H65ZM167 10H168V9H167ZM168 12H169V11H168ZM23 13H24V11H23ZM161 14H162V13H161ZM161 14H160V15H161ZM164 14H165V13H164ZM110 15H111V14H110ZM168 15H169V14H168ZM23 16H24V15H23ZM31 16H32V15H31ZM161 16H162V15H161ZM164 16H165V15H164ZM29 17H30V16H29ZM167 17H168V16H167ZM160 18H161V17H160ZM23 19H24V18H23ZM161 19H164V20H165L166 18L163 17V18H161ZM168 21H169V20H168ZM25 23H26V22H25ZM153 23H154V22H153ZM155 23H157V20L155 21ZM158 23H159V22H158ZM158 23H157V24H158ZM28 24H29V23H28ZM143 24H145V23H143ZM148 24H149V23H148ZM151 24H152V22H151ZM161 24H162V23H161ZM164 24H165V21H164ZM170 24H171V23H170ZM228 24H229V23H228ZM255 24H256V26L258 25V23H255ZM146 25H147V24H146ZM165 25H166V24H165ZM144 26H145V25H144ZM152 26H153V25H152ZM158 26H159V25H158ZM235 26H236V25H235ZM256 26H255V27H256ZM146 27H147V26H146ZM161 27H163V26H161ZM161 27H160V29H161ZM169 27H170V26H169ZM233 27H234V26H233ZM257 27H258V26H257ZM260 27H261V26H260ZM120 28H121V27H120ZM153 28H154V27H151V30H152ZM156 28H157V26H156ZM170 28H171V27H170ZM236 28H237V27H236ZM238 28H239V30L241 29V28H240V25H238ZM164 29H165V28H164ZM118 30H119V29H118ZM120 30H121V29H120ZM144 30L147 31V29H144ZM148 30H149V29H148ZM154 30H155V29H154ZM157 30H158V28H157ZM166 30H167V29H166ZM234 30H235V29H234ZM121 31H122V30H121ZM146 31H145V32H146ZM160 31H161V30H160ZM212 31H213V30H212ZM212 31H211V32H212ZM217 31H218V30H217ZM229 31H230V30H229ZM237 31H238V29H237ZM147 32H148V31H147ZM152 32H153V30H152ZM152 32H151V33H152ZM154 32H155V31H154ZM154 32H153V33H154ZM161 32H162V31H161ZM161 32H160V35H161ZM164 32H165V30H164ZM167 32H168V30H167ZM207 32H208V31H207ZM214 32H215V31H214ZM240 32H241V30H240ZM240 32H239V33H240ZM242 32H243V31H242ZM169 33H170V32H169ZM215 33H216V32H215ZM227 33H228V32H227ZM118 34H119V33H118ZM125 34H126V33H125ZM164 34H165V33H164ZM164 34H163V35H164ZM167 34H168V33H167ZM174 34H175V33H174ZM176 34H177V33H176ZM183 34H184V33H183ZM218 34H219V33H218ZM113 35H114V34H113ZM113 35H112V36H113ZM133 35H134V34H133ZM149 35H150V34H149ZM157 35H158V34H157ZM160 35H159V36H160ZM200 35H201V33H200ZM223 35H224V34H223ZM225 35H226V34H225ZM114 36H115V35H114ZM129 36H130V35H129ZM129 36H128V37H129ZM142 36H143V35H142ZM145 36H146V35H145ZM165 36H167V35H165ZM176 36H177V35H176ZM184 36H185V34H184ZM187 36H188V35H187ZM214 36H216V35H214ZM231 36H233V35H231ZM241 36H242V35H241ZM116 37H117V36H116ZM124 37H125V35H124ZM128 37H127V38H128ZM147 37H148V36H147ZM171 37H172V36H171ZM171 37H170V38H171ZM188 37H189V36H188ZM233 37H234V36H233ZM233 37H232V38H233ZM110 38H111V36H110ZM112 38H113V37H112ZM127 38H126V40H127ZM132 38H134L133 41L136 40L135 37H132ZM160 38H161V37H160ZM167 38H168V37H167ZM175 38H176V37H175ZM210 38H211V37H210ZM230 38H231V37H230ZM155 39H156V37H155ZM172 39H173V38H172ZM172 39H171V40H172ZM211 39H212V38H211ZM68 40H69V39H68ZM121 40H122V39H121ZM138 40L140 41V38H138ZM145 40H146V39H145ZM166 40H167V39H166ZM208 40H209V39H208ZM98 41H99V40H98ZM111 41H112V40H111ZM142 41H143V40H142ZM155 41H156V40H155ZM155 41H154V42H155ZM160 41H162V40H160ZM173 41H174V40H173ZM179 41H180V40H179ZM210 41H211V40H210ZM212 41H214V40L212 39ZM123 42H124V41H123ZM129 42H130V41H129ZM136 42H138V41H136ZM154 42L152 41V43H154ZM157 42H159V41H157ZM233 42H234V40H233ZM233 42L228 41V43H233ZM36 43H37V42H36ZM82 43H83V42H82ZM145 43H146V42H145ZM148 43H150V42H148ZM168 43H169V42H168ZM211 43H212V42H211ZM55 44H56V43H55ZM75 44H76V43H75ZM75 44H74V46L76 47ZM80 44H81V43H80ZM83 44H84V43H83ZM127 44H128V43H127ZM127 44H126V45H127ZM162 44H163V43H162ZM171 44H172V46H174L173 43H171ZM222 44H225V43H222ZM81 45H82V44H81ZM84 45H85V44H84ZM101 45H102V44H101ZM133 45L135 46L134 43H133ZM140 45H141V44H140ZM153 45H154V44H153ZM72 46H73V45H72ZM74 46H73V47H74ZM123 46H124V45H123ZM123 46H122V47H123ZM136 46H137V45H136ZM159 46H160V45H159ZM169 46H170V45H169ZM172 46H171V48H173ZM175 46H176V45H175ZM212 46H213V44H212ZM221 46H222V45H221ZM75 47H74V48H75ZM106 47H107V46H106ZM139 47H140V46H139ZM139 47H138V50L140 49ZM142 47H143V46H142ZM149 47H150V46H149ZM152 47H153V46H152ZM224 47H225V45H224ZM231 47H232V46H231ZM79 48H81V47H78V49H79ZM111 48H112V47H111ZM127 48L129 49V47H127ZM132 48H133V47H132ZM175 48H176V47H175ZM178 48H179V47H178ZM226 48H227V47H226ZM233 48H234V47H233ZM120 49H121V48H120ZM142 49H143V48H142ZM151 49H152V48H151ZM169 49H170V48H169ZM205 49H206V48H205ZM71 50H72V48H71ZM71 50H70V51H71ZM76 50H77V48H76ZM80 50H81V49H80ZM82 50H84V49L82 48ZM85 50H86V49H85ZM146 50H148V49H146ZM156 50H157V49H156ZM217 50H218V49H217ZM219 50H220V49H219ZM55 51H56V50H55ZM72 51H73V50H72ZM102 51H103V50H102ZM108 51H109V50H108ZM119 51H120V50H119ZM121 51H123V48L121 49ZM139 51H140V50H139ZM169 51H170V50H169ZM204 51H205V50H204ZM210 51H211V50H210ZM224 51H225V50H224ZM228 51H229V49H228ZM82 52H83V51H82ZM87 52H88V54H89V51H87ZM110 52H111V51H110ZM132 52H133V51H132ZM136 52H137V51H136ZM146 52H147V51H146ZM146 52H145V53H146ZM151 52H152V51H150V53H151ZM157 52H159V51H157ZM202 52H203V51H202ZM216 52H217V51H216ZM55 53H56V52H55ZM71 53H72V52H71ZM74 53H75V52H74ZM79 53H80V52H79ZM119 53H120V52H119ZM119 53H118L117 55H119ZM121 53H122V52H121ZM150 53H149V54H150ZM155 53H156V52H155ZM159 53H160V52H159ZM213 53H214V52H213ZM223 53L226 54V53H228V52H226V53L223 52ZM223 53H222V54H223ZM230 53H231V52H230ZM84 54H86V53L84 52ZM105 54H107V53H105ZM109 54H110V53H109ZM112 54H113V53H111V55H112ZM122 54H123V53H122ZM130 54H131V53H130ZM156 54H157V53H156ZM168 54H169V53H168ZM178 54H179V53H178ZM202 54H203V53H202ZM224 54H223V55H224ZM72 55H74V54H72ZM80 55H81V57H83L82 54H80ZM102 55H103V53H102ZM113 55H114V54H113ZM113 55H112V56H113ZM132 55H133V54H132ZM173 55H174V54H173ZM208 55H209V54H208ZM227 55H228V54H227ZM231 55L233 56V53H231ZM231 55H229V57H230ZM56 56H57V55H56ZM104 56H105V55H104ZM106 56L108 57L109 55H106ZM112 56H111V57H112ZM114 56H115V55H114ZM119 56H121V55H119ZM129 56H130V55H129ZM129 56H127V57H129ZM149 56H150V55H149ZM152 56H153V53H152ZM152 56H151V57H152ZM157 56H158V55H157ZM215 56H216V55H215ZM73 57H74V56H73ZM78 57H80V56L78 55ZM81 57H80V58H81ZM130 57H131V56H130ZM130 57H129V59H130ZM132 57L134 58V56H132ZM138 57H140V56H138ZM138 57H136V59H137ZM53 58H54V57H53ZM75 58H76V57H75ZM87 58H88V57H87ZM92 58H93V56H92ZM118 58H119V57H118ZM122 58H123V57H122ZM142 58H143V57H142ZM149 58H150V57H149ZM165 58H166V57H165ZM78 59H79V58H78ZM104 59L107 61L108 64H112V65H113V63H109L108 59H106V58H104ZM109 59H110V58H109ZM146 59H147V58H145L144 60H146ZM159 59H160V58H159ZM167 59H168V58H167ZM230 59H232V58L230 57ZM81 60H82V59H81ZM102 60H103V59H102ZM110 60H111V59H110ZM144 60H143L142 62H145ZM55 61H56V60H55ZM87 61H88V60H87ZM122 61H123V60H122ZM139 61H140V60H139ZM139 61H136V62L138 63ZM160 61H161V60H160ZM233 61H234V60H233ZM90 62H91V61H90ZM110 62H111V61H110ZM112 62H113V61H112ZM114 62H115V61H114ZM123 62H124V61H123ZM123 62H122V63H123ZM129 62L132 63V62H131V59H130ZM129 62H128V63H129ZM152 62H153V61H152ZM161 62H162V61H161ZM53 63H54V62H53ZM88 63H89V61H88ZM88 63H87V66H88ZM117 63H118V61H117ZM153 63H154V62H153ZM153 63H152V65H153ZM157 63H158V62H157ZM162 63H164V62H162ZM181 63H182V62H181ZM84 64H85V63H84ZM104 64H105V61H104ZM125 64H126V63H125ZM141 64H143V63H141ZM225 64H226V63H225ZM263 64H264V63H263ZM81 65H82V64H81ZM119 65H120V64H119ZM133 65H134V64H133ZM164 65H165V64H164ZM79 66H80V63H79ZM90 66H91V64H90ZM104 66H105V65H104ZM117 66H118V65H117ZM123 66H124V64H123ZM127 66H128V65H127ZM127 66H126V67H127ZM141 66H142V65H141ZM158 66H159V65H158ZM161 66H163V65H161ZM177 66H178V65H177ZM88 67H89V66H88ZM124 67H125V66H124ZM128 67H130V66H128ZM137 67H138V66H137ZM164 67H165V66H164ZM173 67H174V66H173ZM83 68L85 69V68H86V65H85ZM91 68H92V67H90V68H86V69H91ZM106 68H107V67H106ZM108 68H110V66H109ZM108 68H107V69H108ZM111 68H112V66H111ZM111 68H110V69H111ZM113 68H115V73H116V70L119 68V66H118L117 68H116V67H113ZM130 68H131V67H130ZM139 68L141 69V67H139ZM148 68H149V67H148ZM156 68L158 69V67H156ZM169 68H170V67H169ZM204 68H205V67H204ZM125 69H126V68H125ZM140 69H139V71H140ZM150 69H151V68H150ZM157 69H156V70H157ZM160 69H161V68H160ZM92 70H93V69H92ZM112 70H113V69H112ZM112 70H111V71H112ZM131 70H132V69H131ZM144 70H145V69H144ZM146 70H147V69H146ZM152 70H153V69H152ZM152 70H151V71H152ZM163 70H164V69H163ZM168 70H169V69H168ZM168 70H167V72H168ZM93 71H94V70H93ZM93 71H92V74H93ZM111 71H110V72H111ZM118 71H120V70H118ZM142 71H143V70H142ZM151 71H150V74H153V73H151ZM172 71H173V70H172ZM176 71H177V70H176ZM82 72H83V71H82ZM94 72H95V71H94ZM96 72H97V73H100V72H98V71H96ZM112 72H113V71H112ZM143 72H144V71H143ZM154 72H157V71H154ZM163 72H166V71H163ZM167 72H166V73H167ZM261 72H262V71H261ZM263 72H264V71H263ZM83 73H85V72H83ZM125 73H126V70H125ZM134 73H135V72H134ZM136 73H137V71H136ZM170 73H171V71H170ZM63 74L66 75L65 73H63ZM86 74L88 75V73H86ZM92 74H89V75H92ZM100 74H103V73H100ZM113 74H114V73H112L111 75H113ZM117 74H118V73H117ZM119 74H120V73H119ZM141 74H142V73H141ZM143 74H144V73H143ZM259 74L261 75L262 73H259ZM95 75H96V73H95ZM120 75H121V74H120ZM136 75H137V74H136ZM147 75H149V74H147ZM162 75H163V74H162ZM208 75H209V74H208ZM240 75H241V74H240ZM242 75H243V74H242ZM61 76H62V75H61ZM114 76L117 77V75H114ZM204 76H205V75H204ZM206 76H207V75H206ZM214 76H215V75H214ZM20 77H21V76H20ZM66 77H67V76H66ZM107 77H108V76H107ZM118 77H119V76H118ZM143 77H145V76H143ZM164 77H165V76H164ZM166 77H167V76H166ZM172 77H173V76H172ZM241 77H242V76H241ZM245 77H246V76H245ZM21 78H22V77H21ZM61 78H62V77H61ZM63 78H64V77H63ZM63 78H62V79H63ZM89 78H90V77H89ZM89 78H88V76H87V79H89ZM99 78H101V75H99ZM99 78H96V79H98V80H99V83H101V82H100L101 80H100ZM152 78H153V77H152ZM154 78H155V77H154ZM162 78H163V77H162ZM167 78H168V77H167ZM169 78H171V75H170ZM169 78H168V79H169ZM193 78H194V77H193ZM261 78H262V77H261ZM90 79H91V78H90ZM105 79H106V77H105ZM111 79H113V78H111ZM115 79H116V78H115ZM120 79H121V78H120ZM163 79H165V78H163ZM163 79H162V81H163ZM209 79H210V78H209ZM213 79H214V78H213ZM215 79H216V78H215ZM241 79H242V78H241ZM241 79H240V80H241ZM243 79H244V78H243ZM246 79H247V78H246ZM258 79H260V78H258ZM91 80H92V79H91ZM91 80H90V84L92 83ZM116 80H118V78H117ZM129 80H131L130 77H129ZM169 80H171V79H169ZM247 80H248V79H247ZM102 81H103V80H102ZM151 81H152V80H151ZM159 81H160V80H159ZM192 81H193V80H192ZM242 81H245V83L247 82L246 80H241V82H242ZM248 81H249V80H248ZM139 82H141V80H139ZM152 82H153V81H152ZM187 82H188V81H187ZM211 82H212V80H211ZM249 82H250V81H249ZM263 82H264V81H263ZM94 83H96V82H94ZM97 83H98V82H97ZM97 83H96V84H97ZM103 83H105V81H104ZM103 83H102V84H103ZM106 83H107V84H108V83H111V81L108 82V80H107ZM122 83H123V82H122ZM172 83H173V82H171L170 84H172ZM189 83H190V81H189ZM209 83H210V82H209ZM258 83H260V82H258ZM102 84H101V85H97V86H98L97 88H99V86H102ZM116 84H117V83H116ZM116 84H115V85H116ZM162 84H164V83H162ZM192 84H193V83H192ZM212 84H213V83H212ZM247 84H249V83H247ZM260 84H261V83H260ZM120 85H121V84H120ZM132 85H133V84H132ZM157 85H158V82H157ZM165 85H167V84L165 83ZM194 85H195V84H194ZM210 85H211V84H210ZM250 85L252 86V84H250ZM250 85H247V86H248L247 89H249V86H250ZM95 86H96V85H95ZM105 86H106V85H105ZM137 86H138V85H137ZM145 86H146V85H145ZM149 86H150V84H149ZM191 86H192V85H191ZM191 86H190V87H191ZM228 86H229V85H228ZM228 86H227V87H228ZM240 86H241V85H240ZM251 86H250V87H251ZM259 86H260V85H259ZM103 87H104V86H103ZM103 87H102V89H103ZM108 87H109V85L107 86V90H108ZM134 87H135V86H134ZM165 87H166V86H165ZM190 87L188 86L189 89H190ZM210 87L212 88L213 86H210ZM210 87H209L208 89H210ZM253 87H256V85H255V86L253 85ZM18 88H19V87H18ZM109 88H110V87H109ZM115 88H117V87H115ZM118 88H119V86H118ZM129 88H130V87H129ZM131 88H132V87H131ZM131 88H130V90H131ZM160 88H161V86H160ZM163 88H164V87H163ZM205 88H206V87H205ZM251 88H252V87H251ZM251 88H250V89H251ZM257 88H258V90H259V87H258V86H257ZM262 88H264V86H262ZM95 89H96V88H95ZM100 89H101V87H100ZM119 89H120V88H119ZM127 89H128V88H127ZM212 89H213V88H212ZM214 89H215V88H214ZM225 89H226V88H225ZM230 89H231V88H230ZM233 89H234V88H233ZM18 90H20V89H18ZM109 90H110V89H109ZM114 90H116V89H114ZM122 90H123V88H122ZM122 90H121V91H122ZM130 90H129V92H130ZM135 90H136V88H135ZM142 90H143V89H142ZM153 90H154V89L151 88V91H153ZM161 90H162V89H161ZM166 90H167V89H166ZM175 90H177V89H175ZM194 90H195V89H194ZM197 90H198V88H197ZM204 90H205V89H204ZM256 90H257V89H256ZM92 91L95 92V90H92ZM96 91H98V89H97ZM99 91H100V90H99ZM124 91H125V90H124ZM131 91H134V89L131 90ZM145 91H146V89H145ZM162 91H163V90H162ZM162 91H161V92H162ZM168 91H169V90H168ZM168 91H166V92L168 93ZM187 91H188V90H187ZM195 91H196V90H195ZM201 91H203V90H201ZM209 91H210V90H209ZM227 91H228V90H227ZM229 91H231V90H229ZM234 91H235V90H234ZM234 91H233V92H234ZM253 91H255V88H254ZM102 92H103V91H102ZM104 92H105V90H104ZM111 92H113V91H111ZM111 92H110V94H111ZM114 92H115V91H114ZM116 92H118V90H116ZM116 92H115V93H116ZM125 92H127V91H125ZM129 92H128V93H129ZM154 92H155V91H154ZM176 92H177V91H176ZM179 92L181 93L182 91H179ZM179 92H177V93H179ZM192 92H193V90H192ZM197 92H198V91H197ZM216 92H217V90H216ZM231 92H232V91H231ZM231 92H230V94H231ZM233 92H232V93H233ZM247 92H248V91H247ZM259 92H260V91H259ZM183 93H184V92H183ZM206 93H207V92H206ZM213 93H214V92H213ZM235 93H236V91H235ZM243 93H244V91H243ZM243 93L241 94V96L245 94V93H244V94H243ZM252 93H253V92H252ZM255 93H256V92H255ZM260 93H261V92H260ZM263 93H264V91H263ZM27 94H28V93H27ZM47 94H48V93H47ZM47 94H46V95H47ZM92 94H94V93H92ZM99 94H100V93H99ZM112 94H113V93H112ZM116 94H117V93H116ZM116 94H115V95H116ZM119 94H120V92L118 93V95H119ZM121 94H122V93H121ZM133 94H134V93H133ZM141 94H142V92H141ZM143 94H146V93L144 92ZM149 94H150V93H149ZM155 94H156V93H155ZM162 94H163V92H162ZM217 94H218V93H217ZM230 94H228V95H230ZM15 95H16V94H15ZM46 95H45V98H46ZM49 95H50V94H49ZM101 95H102V94H101ZM104 95H105V93H104ZM106 95H108V94H106ZM122 95H123V94H122ZM125 95H127V94L125 93ZM146 95H147V94H146ZM151 95H152V94H151ZM151 95H150V97H151ZM207 95H208V94H207ZM209 95H210V94H209ZM211 95H212V93H211ZM218 95H219V94H218ZM218 95H217V96H218ZM245 95H246V94H245ZM249 95H250V94H249ZM108 96H109V95H108ZM140 96H142V95H140ZM144 96H145V95H144ZM175 96H176V95H175ZM213 96H214V95H213ZM213 96H212V97H213ZM247 96H248V95H247ZM247 96H246V97H247ZM252 96H253V94H252ZM263 96H264V95H263ZM51 97H52V94H51ZM63 97H65V96H63ZM95 97H96V96H95ZM95 97H94V98H95ZM101 97H102V96H101ZM109 97H110V96H109ZM109 97H108V98H109ZM112 97H113V95H112ZM120 97H121V96H120ZM123 97H124V96H123ZM145 97H147V96H145ZM160 97H162V95H161ZM160 97H159V98H160ZM164 97H166V96H164ZM215 97H216V96H215ZM239 97H240V96H239ZM249 97H250V96H249ZM256 97H257V94L255 95L254 98H256ZM258 97H259V99H260L261 96L259 95ZM48 98H49V97H48ZM67 98H68V97H67ZM94 98H93V99H94ZM98 98H99V95H98ZM114 98H115V97H114ZM125 98H126V97H125ZM135 98H136V97H135ZM135 98L132 99V101L135 100ZM140 98H142V97H140ZM206 98H207V96H206ZM213 98H214V97H213ZM19 99H20V97H19ZM42 99H43V98H42ZM42 99H41V100H42ZM52 99H53V98H52ZM62 99H63V98H62ZM100 99H101V98H100ZM105 99H106V97L104 98V100H105ZM147 99H148V98H147ZM149 99H150V98H149ZM152 99H153V98H152ZM152 99H151V101H152ZM155 99H156V97H155ZM166 99H167V98H166ZM228 99H229V98H228ZM238 99H239V98H238ZM249 99H251V98H248V100H249ZM252 99H253V97H252ZM259 99L256 98L257 102L259 101ZM38 100H40V99H38ZM41 100H40V101H41ZM47 100L49 101V99H47ZM63 100L65 101V99H63ZM110 100H111V99H109V101H110ZM118 100H119V99H118ZM126 100H127V99H126ZM153 100H154V99H153ZM177 100H178V99H177ZM180 100H181V99H180ZM221 100L223 101V99H221ZM221 100L218 101V104H219V102H220ZM232 100H233V98H232ZM232 100H231V101H232ZM242 100H244V99H242ZM260 100H261V99H260ZM15 101H16V100H15ZM18 101H19V100H18ZM36 101H37V100H36ZM51 101H52V100H51ZM107 101H108V100H107ZM119 101H120V100H119ZM119 101H118V103H119ZM122 101H123V100H122ZM139 101H140V100H139ZM139 101H137V102H139ZM142 101H143V100H142ZM154 101L156 102V100H154ZM154 101H153V103H154ZM157 101H159V100H157ZM211 101L213 102V100H211ZM229 101H230V100H229ZM237 101H238V100H237ZM237 101H236V102H237ZM253 101H254V100H253ZM253 101H252V102H253ZM261 101H262V100H261ZM38 102H39V101H38ZM38 102H36V103H38ZM52 102H53V101H52ZM65 102H66V101H65ZM93 102H94V101H93ZM101 102H102V101H101ZM134 102H135V101H134ZM140 102H141V101H140ZM140 102H139V103H140ZM215 102H216V101H215ZM245 102H246V101H245ZM17 103H18V102H17ZM19 103H20V102H19ZM53 103H54V102H53ZM103 103H104V102H103ZM110 103H111V101H110ZM114 103H115V102H114ZM118 103H117V105H118ZM145 103H146V102H145ZM159 103H161V102H159ZM207 103H208V102H207ZM210 103H211V102H210ZM227 103H228V102H227ZM229 103H231V102H229ZM229 103H228V104H229ZM248 103H249V102H248ZM34 104H35V103H34ZM49 104H50V103H49ZM58 104H59V102H58ZM94 104H95V103H94ZM149 104H150V103H149ZM154 104H156V103H154ZM239 104H240V103H239ZM246 104H247V103H246ZM255 104H256V102H255ZM257 104H258V106L260 105L259 103H257ZM261 104H262V102H261ZM263 104H264V103H263ZM18 105H19V104H18ZM37 105H39V104H37ZM51 105H52V104H51ZM54 105H55V104H54ZM61 105H62V104H61ZM101 105H102V104H101ZM140 105H141V104H140ZM146 105H147V104H146ZM162 105H163V104H162ZM191 105H192V104H191ZM191 105H190V106H191ZM213 105H215V103H214ZM222 105H224V104H222ZM230 105H231V104H230ZM95 106H96V105H95ZM95 106H94V107H95ZM105 106H106V102H105ZM114 106H115V104H114ZM132 106H133V103H132ZM134 106L137 107L136 105H134ZM134 106H133V107H134ZM154 106H155V105H154ZM187 106H188V105H187ZM225 106H226V105H225ZM225 106H224V107H225ZM227 106H228V105H227ZM256 106H257V105H256ZM36 107H37V106H36ZM53 107H54V106H53ZM57 107H58V106H57ZM103 107H104V105H103ZM107 107H109V106H107ZM117 107H118V106H117ZM133 107H131V108H133ZM139 107H140V106H139ZM145 107H146V106H145ZM174 107H175V106H174ZM218 107H220V106L218 105ZM224 107H223V108H224ZM230 107H231V106H230ZM230 107H228V108H230ZM244 107H246V108L248 109L247 106H244ZM263 107H264V106H263ZM62 108H63V107H62ZM96 108H97V107H96ZM105 108H106V107H105ZM119 108H120V107H119ZM131 108H130V109H131ZM137 108H138V107H137ZM143 108H144V107H142L141 109H143ZM161 108H163V107H161ZM177 108H180V106L177 107ZM184 108H185V107H184ZM190 108H191V107H190ZM190 108H188L187 110H189ZM193 108L196 109V107H193ZM220 108H221V107H220ZM225 108H227V107H225ZM225 108H224V111L226 110ZM260 108H261V106H260ZM92 109H93V108H92ZM98 109H99V108H98ZM102 109H103V108H102ZM117 109H118V108H117ZM117 109H116V110H117ZM156 109H157V106H156ZM163 109H164V108H163ZM163 109H161V110H163ZM215 109H217V108H215ZM232 109L234 110V108H232ZM36 110H37V109H36ZM51 110H52V109H51ZM51 110H50V111H51ZM57 110H58V109H57ZM57 110H55V111L57 112ZM94 110H95V109H94ZM96 110H97V109H96ZM106 110H107V109H106ZM113 110H115V108H114ZM148 110H149V109H148ZM157 110H158V109H157ZM161 110H160V111H161ZM165 110H167V109H165ZM169 110H170V109H169ZM176 110H178V109H176ZM180 110H181V109H180ZM190 110L193 111L192 109H190ZM227 110H228V109H227ZM239 110H240V109H239ZM30 111H32V110H30ZM34 111H35V109H34ZM37 111H38V110H37ZM99 111L102 112V110H99ZM99 111H98V112H99ZM107 111H108V110H107ZM121 111H122V110H121ZM121 111L119 112L120 114H121ZM138 111H139V110H138ZM178 111H179V110H178ZM178 111H177V112H178ZM182 111H183V110H182ZM184 111H186V110H184ZM230 111H231V110H230ZM39 112H40V111H39ZM61 112H62V111H61ZM61 112H60V113H61ZM104 112H105V111H104ZM109 112H111V111H109ZM109 112H108V113H109ZM140 112H141V110H140ZM150 112H151V111H150ZM155 112H156V111H155ZM189 112H190V111H189ZM220 112H221V111H220ZM222 112H223V111H222ZM231 112H233V111H231ZM242 112H244V110H243ZM62 113H63V112H62ZM64 113L66 114V111H64ZM106 113H107V112H106ZM132 113H133V112H132ZM157 113H158V112H157ZM169 113H170V112H169ZM172 113H174V112H172ZM172 113H171V114H172ZM190 113H191V112H190ZM193 113H195V112H193ZM228 113H230V112H228ZM233 113H234V112H233ZM263 113H264V112H263ZM36 114H37V113H35V116H36ZM53 114H54V113H53ZM65 114H64V116H65ZM75 114H76V113H75ZM100 114H101V113H100ZM102 114H104V113H102ZM102 114H101V115H102ZM127 114L129 115V112H128ZM133 114H136V111H135V113H133ZM160 114H162V113H160ZM181 114H182V113H181ZM181 114H179V115L181 116ZM242 114H243V113H242ZM28 115H29V114H28ZM30 115H31V114H30ZM32 115H33V114H32ZM32 115H31V117H32ZM38 115H39V114H38ZM92 115H95V114H92ZM112 115H113V114H112ZM114 115H116V114H114ZM136 115H137V114H136ZM143 115H144V114H143ZM155 115H157V114H155ZM168 115H169V114H168ZM172 115H173V114H172ZM175 115H176V114H175ZM188 115H189V113H188ZM190 115H191V114H190ZM231 115H232V114H231ZM54 116H55V115H54ZM60 116H62V114H60ZM64 116H62V117L64 118ZM107 116H108V115H107ZM109 116H111V115H109ZM118 116H119V115H118ZM137 116H138V115H137ZM139 116H140V115H139ZM157 116H158V118L160 117L159 115H157ZM166 116H167V115H166ZM180 116H178V117L180 118ZM184 116H185V115H184ZM232 116L234 117V114H233ZM240 116H241V119H242V118H243V115H240ZM240 116L238 115L237 117H240ZM261 116H262V114L260 115V117H261ZM26 117H30V116H26ZM33 117H34V116H33ZM39 117H40V116H39ZM41 117H42V114H41ZM75 117H76V115H75ZM93 117H97V116H93ZM103 117H104V116H103ZM113 117L116 118V116H113ZM130 117H131V116H130ZM132 117H133V116H132ZM150 117H151V116H150ZM150 117H149V118H150ZM190 117H191V116H190ZM194 117H195V116H194ZM233 117H232V118H233ZM36 118H37V117H36ZM63 118H62V119H63ZM108 118H109V117H108ZM124 118H125V117H124ZM133 118H134V117H133ZM137 118H138V117H137ZM164 118H168V116H167V117H164ZM172 118H173V117H172ZM175 118H176V117H174V119H175ZM179 118H176V119H179ZM188 118H189V117H188ZM24 119H25V118H24ZM24 119H23V120H24ZM31 119H33V118H31ZM39 119H40V118H39ZM77 119H78V118H77ZM83 119H84V118H83ZM102 119H104V118H102ZM129 119H130V118H129ZM155 119H156V117H155ZM159 119H160V118H159ZM170 119H171V118H169V120H170ZM185 119H187V118H185ZM190 119H191V118H190ZM195 119H196V117H195ZM255 119H256V118H255ZM255 119H254V120H255ZM25 120H26V119H25ZM25 120H24V122H25ZM75 120H76V119H75ZM85 120H86V119H85ZM111 120H112V117H111ZM135 120H136V119H135ZM162 120H163V119H162ZM187 120H188V119H187ZM32 121H33V120H32ZM39 121H40V120H39ZM39 121H37V122H39ZM53 121H54V119H53ZM87 121H88V120H87ZM98 121H99V120H98ZM102 121L104 122V120H102ZM106 121H107V120H106ZM141 121H142V119H141ZM165 121H166V120H165ZM165 121H164V122H165ZM171 121H173V120H170V122H171ZM178 121H180V120H178ZM178 121H176V122H178ZM185 121H186V120H185ZM193 121H194V120H193ZM235 121H236V120H235ZM239 121H240V120H239ZM263 121H264V120H262V122H263ZM37 122H35V123H37ZM55 122H56V121H55ZM96 122H97V121H96ZM100 122H101V121H100ZM129 122H130V121H129ZM145 122H146V121H145ZM162 122H163V121H162ZM170 122H169V123H170ZM176 122H175V123H176ZM181 122H182V120H181ZM188 122H189V121H188ZM33 123H34V122H33ZM33 123H32V124H33ZM49 123L51 124L50 121H49ZM52 123H54V122H52ZM58 123H59V122H58ZM62 123L65 124V122H62ZM94 123H95V121H94ZM112 123H113V122H111V125H112ZM123 123L125 124V122H123ZM131 123H132V122H131ZM136 123H137V122H136ZM148 123H149V122H148ZM159 123H160V122H159ZM172 123H173V122H172ZM172 123H171V124H172ZM178 123H179V122H178ZM235 123H236V122H235ZM235 123H234V124H235ZM240 123H241V122H240ZM27 124H28V122H27ZM29 124H30V123H29ZM32 124H31V125H32ZM43 124H44V123H43ZM59 124H60V123H59ZM76 124H77V123H76ZM87 124H88V122H87ZM98 124H100V123H98ZM103 124H104V123H103ZM113 124H114V123H113ZM127 124H128V123H127ZM129 124H130V123H129ZM176 124H177V123H176ZM184 124H185V123H184ZM189 124H190V123H189ZM223 124H225V123H223ZM237 124H238V122H237ZM257 124H258V123H257ZM263 124H264V123H263ZM19 125H20V124H19ZM25 125H26V124H25ZM92 125H95V124H92ZM119 125H120V124H119ZM140 125H141V124H140ZM155 125H156V124H155ZM161 125H163V124L161 123ZM165 125H166V123H165ZM179 125H180V124H179ZM230 125H231V124H230ZM247 125H248V124H247ZM26 126H27V125H26ZM40 126H41V125H40ZM50 126H51V125H50ZM59 126H62V125H59ZM85 126H86V125H85ZM100 126H101V125H100ZM100 126H98V127H100ZM105 126H106V125H105ZM108 126H109V125H108ZM108 126H107V127H108ZM114 126H115V125H114ZM114 126H112V127H114ZM122 126H123V125H122ZM167 126H168V125H167ZM169 126H170V125H169ZM172 126H173V125H172ZM181 126H183V125H181ZM218 126H219V124H218ZM223 126H225V125H223ZM262 126H263V125H262V123H261V127H262ZM20 127H21V126H20ZM20 127L18 128V126H17L16 128L20 129ZM43 127H45V126H43ZM43 127H42V128H43ZM64 127H65V126H64ZM90 127H91V126H90ZM134 127H135V126H134ZM161 127H163V126H161ZM161 127H160V128H161ZM177 127H179V126L177 125ZM188 127H191V126H188ZM229 127H231V126H229ZM248 127H249V126H248ZM256 127H257V125H256ZM22 128H23V127H22ZM29 128H30V126H29ZM46 128H47V125H46ZM48 128H49V127H48ZM82 128H83V125H82ZM95 128H96V127H95ZM102 128H103V127H102ZM129 128H130V127H129ZM132 128H133V127H132ZM137 128H138V127H137ZM156 128H158V126H156ZM163 128H164V127H163ZM172 128L174 129V127H172ZM175 128H176V127H175ZM198 128H199V126H198ZM25 129H26V128H25ZM50 129H51V127H50ZM50 129H49V130H50ZM89 129H90V128H89ZM89 129H88V130H89ZM99 129H100V128H99ZM103 129H104V128H103ZM103 129H102V130H103ZM108 129H110V128H108ZM125 129H126V128H125ZM147 129H148V128H147ZM194 129H195V127H194ZM194 129H193V130H194ZM26 130L28 131L29 129L27 128ZM59 130H60V129H59ZM63 130H64V129H63ZM75 130H77V129H75ZM80 130H81V129H80ZM83 130H84V129H83ZM88 130H87V131H88ZM94 130H95V129H94ZM100 130H101V129H100ZM106 130H107V129H106ZM130 130H131V129H130ZM134 130H135V129H134ZM139 130H141V129L139 128ZM139 130H138V133H139ZM155 130H156V129H155ZM161 130H162V128H161ZM161 130L159 129V133H162V132H160ZM180 130H181V129H180ZM180 130H179V136H181V135H180V133H181ZM184 130H186V129H184ZM184 130H183V131H184ZM242 130H243V129H242ZM244 130H245L244 132H246V129H244ZM257 130H258V129L256 128V131H257ZM261 130H262V128L260 129V131H261ZM98 131H99V130H98ZM107 131H109V130H107ZM120 131H122V130H120ZM150 131H151V130H150ZM150 131H149V132H150ZM152 131H153V130H152ZM152 131H151V133H152ZM162 131H164V130H162ZM187 131H188V128H187ZM187 131H186V132H187ZM258 131H259V130H258ZM260 131H259V133H260ZM262 131H263V130H262ZM31 132H32V130H31ZM59 132H60V131H59ZM62 132H63V131H62ZM103 132H104V131H103ZM112 132H113V131H112ZM114 132H115V131H114ZM114 132H113V133H114ZM123 132L125 133L126 131H123ZM123 132H122V134H123ZM129 132H130V131H129ZM154 132H155V131H154ZM156 132H157V131H156ZM156 132H155V133H156ZM173 132H175V131H172V133H173ZM194 132H196V131L194 130ZM24 133H25V132H24ZM64 133H65V131H64ZM64 133H63V134H64ZM74 133H75V132H74ZM82 133H83V131H82ZM104 133H105V132H104ZM110 133H111V131H110ZM131 133H132V132H131ZM138 133H137V134H138ZM144 133H146V132H143V134H144ZM177 133H178V132H177ZM177 133H176V134H177ZM182 133H183V132H182ZM190 133H191V131H190ZM198 133H199V131H198ZM198 133H197V134H198ZM247 133H249V131H248ZM254 133L257 134V132H254ZM259 133H258V135H259ZM60 134H61V132H60ZM91 134H94V133H91ZM96 134H98V132H97ZM96 134H95V136H97ZM156 134H157V133H156ZM165 134H166V136H167V133H165ZM184 134L186 135V133H184ZM195 134H196V133H195ZM256 134H254V137L256 136ZM261 134H262V133H261ZM261 134H260V137H261ZM263 134H264V132H263ZM34 135H35V133H34ZM34 135H33V136H34ZM36 135H37V134H36ZM74 135L76 136V135H77V132H76V134H74ZM88 135H90V134H88ZM100 135H101V134H100ZM106 135H107V134H105V136H106ZM108 135H109V133H108ZM113 135H114V134H113ZM120 135H121V134H120ZM132 135H133V133H132ZM134 135H135V134H134ZM140 135H142V132H141ZM169 135H170V134H169ZM169 135H168V136H169ZM182 135H183V134H182ZM188 135H189V131H188V133H187V136H188ZM82 136H84V135H82ZM105 136H103V138H104ZM121 136H122V135H121ZM147 136H148V135H147ZM168 136H167V137H168ZM170 136H171V135H170ZM172 136H173V135H172ZM172 136H171V137H172ZM179 136H176V137H179ZM190 136H194V135H193V132H192V135H190ZM190 136H189V137H190ZM251 136H252V134H251ZM262 136H263V135H262ZM61 137H62V139L64 140V137H63L62 134H61ZM78 137H79V136H78ZM85 137H86V136H84V139H85ZM99 137H100V136H99ZM145 137H146V136H145ZM158 137L161 138L162 136H158ZM167 137H166V138H167ZM181 137H182V136H181ZM239 137H240V136H239ZM30 138H31V137H30ZM35 138H36V137H35ZM35 138H34V139H35ZM73 138H74V137H73ZM86 138H87V137H86ZM89 138H90V137H89ZM93 138H94V137H93ZM111 138H113V136H112ZM143 138H144V137H143ZM163 138H164V137H163ZM174 138H175V137H174ZM174 138H172V139H174ZM196 138H197V137H196ZM249 138H250V137H249ZM251 138H252V137H251ZM262 138L264 139V136H263ZM36 139H37V138H36ZM36 139H35V141H36ZM57 139H58V138H57ZM90 139H91V138H90ZM90 139L88 140V142L90 141ZM99 139H100V138H99ZM99 139H98V141H99ZM115 139H116V138H114L113 140L115 141ZM148 139H149V138H148ZM170 139H171V138H170ZM176 139H178V138H176ZM184 139H185V138H184ZM242 139H246V138L244 137V135H243V138H242ZM258 139H261V138H258ZM31 140H33V138H32ZM59 140H61V139H59ZM71 140H72V139H71ZM74 140H75V138H74ZM126 140H127V139H126ZM128 140H129V139H128ZM134 140H135V139H134ZM142 140H145V138L142 139ZM149 140H150V139H149ZM151 140H152V139H151ZM187 140H188V137H187ZM253 140H254V139H253ZM33 141H34V140H33ZM81 141H83L82 138H81ZM101 141H102V140H101ZM119 141H120V140H119ZM130 141H131V140H130ZM162 141H163V140H162ZM162 141H161V143H162ZM174 141H175V140H174ZM174 141H173V142H174ZM245 141H246V140H245ZM249 141H250V140H249ZM251 141H252V140H251ZM257 141L260 142L261 145H262V142H263L264 140H262V142H261V140H260V141L257 140ZM36 142H37V141H36ZM72 142H73V141H72ZM84 142H85V141H84ZM120 142H121V141H120ZM122 142H123V141H122ZM122 142H121V143H122ZM127 142H129V141H127ZM133 142H134V141H133ZM135 142H136V141H135ZM135 142H134V143H135ZM142 142H143V141H142ZM170 142H171V141H170ZM179 142L181 143V140L178 141L177 143L179 144ZM183 142H184V141H183ZM185 142H186V141H185ZM187 142H188V141H187ZM189 142H190V140H189ZM193 142H194V141H193ZM63 143H64V142H63ZM68 143H71V141L68 142ZM100 143H101V142H100ZM110 143H111V141H110ZM118 143H119V142H118ZM118 143H117V144H118ZM134 143H132V145H133ZM143 143H144V142H143ZM190 143H191V142H190ZM260 143L258 144V147H262V146L260 145ZM61 144H62V143H61ZM88 144H89V143H88ZM149 144H151V143H149ZM162 144H163V143H162ZM175 144H176V143H175ZM183 144H184V143H183ZM191 144H192V143H191ZM193 144H195V143H193ZM253 144H255V143H253ZM263 144H264V143H263ZM59 145H60V144H59ZM59 145H58V147L61 146V145H60V146H59ZM65 145H66V144H65ZM65 145H64V146H65ZM69 145H75V144H72V143H71V144H69ZM85 145H87V144H85ZM95 145H96V144H95ZM97 145H98V144H97ZM123 145H124V144H123ZM145 145H146V144H145ZM154 145H155V143L153 142V147H154ZM163 145H164V144H163ZM166 145H167V144H166ZM64 146H63V147H64ZM67 146H68V145H67ZM114 146H116V145H114ZM126 146H127V145H126ZM136 146H137V145H136ZM143 146H144V145H143ZM151 146H152V145H151ZM151 146H150V147H151ZM164 146H165V145H164ZM164 146H163V147H164ZM174 146H175V145H174ZM179 146H181V145H179ZM183 146H186V145H183ZM183 146H181V147H183ZM68 147H69V146H68ZM82 147H83V146H82ZM86 147H88V146H86ZM95 147H96V146H95ZM98 147H99V146H98ZM128 147H129V144H128L127 148H128ZM133 147H134V146H133ZM167 147H168V146H167ZM169 147H170V146H169ZM186 147H189V146H186ZM251 147H252V146H251ZM69 148H70V147H69ZM75 148H77V147H75ZM88 148H89V147H88ZM88 148H87V150H88ZM107 148H108V147H107ZM107 148H106V149H107ZM114 148H115V147H114ZM116 148H117V147H116ZM130 148H132V147H130ZM130 148H128V149H130ZM140 148H141V147H140ZM140 148H138V149L140 150ZM151 148H152V147H151ZM156 148H158L157 145H155V149H156ZM165 148H166V147H165ZM165 148H163V149L166 150ZM170 148H171V147H170ZM184 148H185V147H184ZM193 148H194V147H193ZM253 148H255V147H253ZM262 148H263V147H262ZM77 149H78V148H77ZM110 149H111V148H110ZM117 149H118V148H117ZM119 149H120V148H119ZM144 149H145V148H144ZM144 149H143V150H144ZM181 149H182V148H181ZM181 149H180V150H181ZM186 149H187V148H185V150H186ZM189 149H190V148H189ZM260 149H261V148H260ZM85 150H86V149H85ZM89 150H90V149H89ZM92 150H93V149H92ZM94 150H95V149H94ZM99 150H100V149H99ZM104 150H105V149H103L102 151H104ZM107 150H108V149H107ZM115 150H116V149H115ZM115 150H114V151H115ZM143 150H142V151H143ZM153 150H154V149H153ZM156 150H157V149H156ZM175 150H176V149H175ZM185 150H184V151H185ZM262 150H263V149H262ZM79 151H81V150H79ZM79 151H77L78 154H79ZM83 151H84V150H83ZM109 151H110V150H109ZM116 151H117V150H116ZM124 151H125V150H124ZM135 151H136V150H135ZM135 151H134L133 153H135ZM142 151H141V152H142ZM158 151H159V150H158ZM191 151H192V150H191ZM259 151H261V150H259ZM63 152H64V150H63ZM77 152H75L74 154H76ZM88 152H89V151H88ZM90 152H91V150H90ZM97 152H98V151H97ZM128 152H129V151H128ZM141 152H139L138 154H140ZM153 152H154V151H153ZM162 152H163V151H162ZM162 152H161V153H162ZM180 152H183V151L181 150ZM185 152H186V151H185ZM21 153H22V152H21ZM81 153H83V152H81ZM81 153H80L79 156H81ZM84 153H85V152H84ZM92 153H94V152H92ZM92 153H91V154H92ZM95 153H96V152H95ZM98 153H99V152H98ZM100 153H101V151H100ZM111 153H112V152H111ZM113 153H114V152H113ZM113 153H112V154H113ZM117 153H118V155H119V152H117ZM117 153L115 154V156L117 155ZM133 153H132V157H133V155H135V154H133ZM151 153H152V152H151ZM170 153H171V152H170ZM172 153H174L173 150H172ZM172 153H171V154H172ZM187 153H188V152H187ZM197 153H198V151H197ZM263 153H264V152H263ZM102 154H103V153H102ZM107 154H108V153H107ZM123 154H124V153H123ZM123 154H122V155H123ZM129 154H130V153H129ZM152 154H153V153H152ZM165 154H167V153H165ZM165 154H163V155H165ZM174 154H175V153H174ZM180 154H181V153H180ZM180 154H178V155H179V156H178L179 161L182 159V158L180 159V156H181ZM182 154H183V153H182ZM188 154H189V153H188ZM188 154H187V155H188ZM190 154H191V153H190ZM193 154H194V152H193ZM195 154H196V153H195ZM259 154H261V153H259ZM17 155H18V152H17ZM17 155H16V157H17ZM76 155H77V154H76ZM82 155H83V154H82ZM84 155H85V154H84ZM110 155H111V154H110ZM118 155H117V156H118ZM126 155H127V153H126ZM168 155H169V153H168ZM184 155H186V154H184ZM24 156H26V155H24ZM24 156H23V157H24ZM68 156H69V155H68ZM74 156H75V155H74ZM77 156H78V155H77ZM86 156H87V155H86ZM86 156H85V157H86ZM90 156H91V155H90ZM112 156H113V155H112ZM123 156H124V155H123ZM127 156H128V155H127ZM135 156H138V155H135ZM145 156H146V155H145ZM174 156H175V155H174ZM174 156H173V157H174ZM6 157H7V156H6ZM16 157H15L14 159H16ZM21 157H22V156H21ZM85 157H84L83 161L85 160ZM98 157H99V156H98ZM104 157H105V154H104ZM107 157H108V156H107ZM110 157H111V156H110ZM125 157H126V156H125ZM138 157H139V156H138ZM146 157H147V156H146ZM155 157H156V155H155ZM175 157H177V156H175ZM193 157H195V156H193ZM200 157H201V159H202V156H200ZM203 157H204V156H203ZM242 157H243V156H242ZM261 157H262V156H261ZM41 158H42V157H41ZM48 158H49V157H48ZM48 158H47L46 161H48ZM78 158H80V157H78ZM95 158H96V156H95ZM118 158H119V156H118ZM166 158H167V157H166ZM170 158H171V157H170ZM42 159H44V157H43ZM76 159H77V158H76ZM76 159H74V160L76 161ZM80 159H81V158H80ZM86 159H87V157H86ZM103 159H104V158H103ZM110 159H111V158H110ZM114 159H116V158H114ZM121 159H122V158H121ZM121 159H120V160H121ZM123 159H124V158H123ZM123 159H122V160H123ZM127 159H128V158H127ZM135 159H136V158H135ZM142 159H143V158H142ZM151 159H152V156H151ZM186 159H188V157H186ZM262 159H263V158H262ZM40 160H41V159H39V162H40ZM58 160H59V159H58ZM97 160H98V158H97ZM100 160H101V159H100ZM108 160H109V159H108ZM112 160H113V159H112ZM156 160H157V159H156ZM166 160H167V159H166ZM168 160H172V159H168ZM183 160H185V159L183 158ZM240 160H241V159H240ZM6 161H7V159H6ZM49 161H50V160H49ZM70 161H71V160H70ZM95 161H96V160H95ZM95 161H94V162H95ZM138 161H139V158H138ZM159 161H161V160L159 159ZM186 161H187V160H185V162H186ZM189 161H191V158H190ZM244 161H245V160H244ZM43 162H44V161H43ZM87 162H89V161H87ZM90 162L93 163V160L91 159ZM90 162H89L88 164H91ZM107 162H108V161H107ZM115 162H117V161L115 160ZM119 162H120V161H119ZM124 162H125V159H124ZM135 162H137V161L135 160ZM145 162H147V161H145ZM171 162H173V161H171ZM195 162H196V161H195ZM200 162H201V161H200ZM241 162H242V160H241ZM37 163H38V162H37ZM76 163H78V162L76 161ZM101 163H102V162H101ZM101 163H100V165H101ZM117 163H118V162H117ZM120 163H121V162H120ZM139 163H141V162H139ZM167 163H168V162H167ZM181 163L183 164L182 161H181ZM41 164H42V163H41ZM78 164H79V163H78ZM83 164H84V162H83ZM111 164H113V162H112ZM161 164H162V163H161ZM175 164L178 165L177 163H175ZM175 164H172V165H175ZM188 164H189V163H188ZM188 164H187V166L190 165V164H189V165H188ZM191 164H192V163H191ZM197 164H198V163H197ZM197 164H196V165H197ZM240 164H241V163H240ZM37 165H38V164H37ZM72 165H75V164H72ZM79 165H80V164H79ZM81 165H82V164H81ZM81 165H80V166H81ZM93 165H94V167H95V163H94ZM119 165H121V164H119ZM124 165H125V163H124ZM141 165H142V164H141ZM144 165H145V164H144ZM167 165H168V164H167ZM46 166H47V165H46ZM67 166H68V165H67ZM97 166H98V165H97ZM112 166H113V165H112ZM133 166H135V165H133ZM136 166H137V165H136ZM146 166H147V165H146ZM155 166H157V165L155 164ZM155 166H154V167H155ZM185 166H186V165H185ZM72 167H73V166H72ZM81 167H82V166H81ZM89 167H91V166H89ZM105 167H106V166H105ZM114 167H116V166H113V168H114ZM122 167H123L124 170H125V167H126V166H125V167L122 166ZM127 167H129V165H128ZM130 167H131V165H130ZM147 167H148V166H147ZM154 167H153V168H154ZM161 167H163V166H161ZM164 167H165V166H164ZM164 167H163V169H164ZM169 167H170V166H169ZM177 167H178V166H177ZM180 167H181V166H180ZM190 167H193V168H194V165H193V166H190ZM236 167H237V166H236ZM238 167H239V166H238ZM41 168H42V167H41ZM70 168H71V167H70ZM70 168H69V169H70ZM78 168H79V166H78ZM87 168H88V167H86L85 170H86ZM92 168H93V167H92ZM92 168H91V169H92ZM113 168H112V170H113ZM134 168H135V167H134ZM138 168H139V167H137V169H138ZM151 168H152V167H151ZM185 168H186V167H185ZM197 168H198V167H197ZM201 168H202V167H201ZM38 169H40V168H38ZM60 169H61V168H60ZM74 169H75V168H74ZM79 169H80V171L82 172V168H79ZM91 169H90V170H91ZM93 169H94V168H93ZM131 169H132V168H131ZM131 169H130V171H131ZM145 169H146V168H145ZM167 169H168V168H167ZM167 169H166V170H167ZM41 170H42V173H43V168H42ZM67 170H68V169H67ZM67 170H65V171H67ZM71 170L74 171L73 169H71ZM76 170H77V169H75V172L77 173ZM85 170H84V171H85ZM94 170H95V169H94ZM104 170H105V169H104ZM139 170H140V169H139ZM151 170H152V169H151ZM161 170H162V169H160V171H161ZM164 170H165V169H164ZM174 170H175V169H174ZM188 170H189V169H188ZM198 170H201V169H198ZM198 170H197V171H198ZM203 170H205V169H202V171L200 172L201 174H202ZM222 170H223V169H222ZM37 171H38V170H37ZM52 171H53V170H52ZM78 171H79V170H78ZM92 171H93V170H92ZM95 171H96V170H95ZM97 171H98V169H97ZM102 171H103V170H102ZM122 171H123V169H122ZM134 171H135V169H134ZM136 171H137V170H136ZM145 171H147V170H145ZM160 171H159V172H160ZM168 171H169V169H168ZM175 171L177 172V169H176ZM186 171H187V170H186ZM194 171L196 172V169H194ZM194 171H193V174H194ZM208 171H209V170H208ZM208 171H207V174H209ZM47 172H48V171H47ZM49 172L51 173V170H50ZM53 172H54V171H53ZM68 172H69V171H68ZM86 172H87V170H86ZM105 172H107V171L105 170ZM113 172H114V171H113ZM123 172H124V171H123ZM159 172H158V173H159ZM164 172H165V171H164ZM170 172H171V171H170ZM179 172H180V169H179V171L177 172V174H178ZM204 172H205V171H204ZM87 173H88V172H87ZM87 173H86V174H87ZM93 173H94V172H93ZM99 173H100V172H99ZM99 173L96 174V175H98V179H99V177H100V176H99V175H100ZM102 173H103V172H102ZM102 173H101V174H102ZM110 173H111V170H110ZM130 173H131V172H130ZM137 173H139V171H138ZM137 173H136V174H137ZM140 173H141V171H140ZM146 173H147V172H146ZM146 173H144V174H146ZM148 173H149V172H148ZM148 173H147V175H148ZM156 173H157V172H156ZM162 173H163V172H162ZM168 173H169V172H168ZM184 173H185V172H184ZM186 173H187V172H186ZM190 173H191V172H190ZM197 173H198V172H197ZM210 173H211V171H210ZM37 174H38V173H37ZM46 174H47V173H46ZM46 174H45V175H46ZM68 174H69V173H68ZM82 174H83V172H82ZM86 174H84V175H85L84 177H88V176H89L88 174H90V173H88L87 175H86ZM94 174H95V173H94ZM105 174H106V173H105ZM122 174H123V173H122ZM152 174H153V173H151V175H152ZM166 174H167V172H166ZM177 174H176V175H177ZM187 174H188V173H187ZM204 174H205V173H204ZM229 174H230V173H229ZM229 174H228V175H229ZM232 174H233V173H232ZM232 174H231V175H232ZM40 175H41V174H40ZM52 175H53V174H52ZM70 175H71V173H70ZM111 175H113V174L111 173ZM132 175H133V174H132ZM134 175H135V174H134ZM157 175H158V174H156V176H157ZM160 175H161V174H160ZM173 175H174V174H173ZM189 175H191V174H189ZM198 175H199V174H198ZM198 175L196 174V176H198ZM231 175H230V176H231ZM43 176H44V174H43ZM47 176H48V175H47ZM59 176L65 177V176H63V175H59ZM78 176H79V175H78ZM91 176H92V175H91ZM94 176H95V175H94ZM101 176H102V175H101ZM108 176H109V175H108ZM145 176H146V175H145ZM158 176H159V175H158ZM167 176H168V174H167ZM177 176H178V175H177ZM181 176H182V175H181ZM186 176H188V175H186ZM194 176H195V174H194ZM207 176H208V175H207ZM209 176H210V175H209ZM255 176H256V175H255ZM67 177H69V176L67 175ZM72 177H73V179H74V178L76 177V175H75V177H74L73 174H72ZM89 177H90V176H89ZM104 177H105V176H103L102 178H104ZM114 177H115V176H114ZM120 177L122 178V175H121ZM128 177H129V176H128ZM153 177H154V176L152 175V178H153ZM159 177H161V176H159ZM163 177H164V174H163ZM165 177H166V176H165ZM174 177H175V176H174ZM174 177H173V178H174ZM182 177H184V176H182ZM215 177H216V176H215ZM215 177H214V178H215ZM228 177H229V176H228ZM247 177H248V176H247ZM58 178H59V177H58ZM58 178H56V179H58ZM81 178H82V176H81ZM81 178H80V180L83 179V178H82V179H81ZM94 178H95V177H94ZM115 178H117V177H115ZM115 178H114V179H115ZM124 178H125V177H124ZM137 178H138V175H137ZM141 178H142V177H141ZM169 178L171 179V177H169ZM180 178H181V177H180ZM189 178H190V177H189ZM216 178H218V177H216ZM220 178H221V177H220ZM231 178H232V177H231ZM234 178H235V177H234ZM237 178H238V177H237ZM6 179H7V178H6ZM46 179L50 180L49 177L46 178ZM53 179H54V176H53L52 180H53ZM56 179H55V181H56ZM59 179H61V178H59ZM63 179H64V178H63ZM75 179H76V178H75ZM78 179H79V178H78ZM104 179H105V178H104ZM126 179H129V178H126ZM138 179H139V178H138ZM143 179H144V178H143ZM164 179H165V178H164ZM194 179H195V178H194ZM196 179H198V177H197ZM225 179H226V178H225ZM238 179H239V178H238ZM244 179H245V178H244ZM257 179L260 180V178H257ZM257 179H256V180H257ZM95 180H97V179H95ZM107 180H108V179H107ZM110 180H111V179H110ZM112 180H113V178H112ZM119 180H121V179L119 178ZM144 180H145V179H144ZM149 180H150V179H149ZM181 180H183V179H181ZM189 180H190V179H189ZM199 180H200V179H199ZM211 180H212V179H211ZM218 180H219V179H218ZM234 180H235V179H234ZM55 181H54V182H55ZM68 181H70V180L68 179ZM85 181H86V180H85ZM98 181H99V180H98ZM114 181H115V180H114ZM122 181H123V180H122ZM129 181H131V183H133V182H132V179L129 180ZM168 181H169V180H168ZM207 181H208V180H207ZM226 181L228 182V180H226ZM236 181H237V179H236ZM251 181H252V180H250V182H251ZM257 181H258V180H257ZM39 182L41 183L42 181L40 180ZM70 182H71V181H70ZM74 182H76V181H74ZM77 182H78V180H77ZM80 182H81V181H80ZM86 182H87V181H86ZM86 182H85V183H86ZM99 182H100V181H99ZM106 182H107V181H106ZM120 182H121V181H119V183H120ZM138 182H139V181H138ZM144 182H145V181H144ZM152 182H153V181H152ZM161 182H162V180H161ZM210 182H212V181H210ZM210 182H208V183L210 184ZM217 182H219V181H217ZM227 182H226V185H227ZM247 182H248V181H247ZM43 183H44V179H43ZM58 183H59V182H58ZM112 183H113V182H112ZM115 183H116V181H115ZM119 183H118V184H119ZM126 183H127V181H126ZM153 183H154V182H153ZM155 183H156V182H155ZM180 183H181V182H180ZM185 183H187V182L185 181ZM185 183H184V184H185ZM206 183H207V182H206ZM214 183H215V182H214ZM219 183H220V182H219ZM233 183H234V181H233ZM243 183H246V181H244ZM55 184H56V183H55ZM60 184H61V183H60ZM99 184H101V183H99ZM104 184H105V182H104ZM104 184H103V185H104ZM156 184H158V183H156ZM168 184H169V183H168ZM174 184L176 185V184H178V183H176V182L174 183V182H173V185H174ZM212 184H213V183H212ZM221 184H222V183H221ZM231 184H232V183H231ZM248 184H250V183H248ZM65 185H66V184H65ZM75 185H76V184H75ZM81 185H82V184H81ZM91 185H92V183H91ZM103 185H102V187H103ZM121 185H122V183H121ZM121 185H120V186H121ZM123 185L126 186L125 184H123ZM142 185H143V184H142ZM173 185H172V186H173ZM185 185H186V184H185ZM187 185H188V184H187ZM187 185H186V186H187ZM213 185H214V184H213ZM235 185H236V184H234V186H235ZM63 186H64V185H63ZM67 186H68V185H67ZM73 186H74V185H73ZM73 186H68V187H72V188H73L72 191H74V190H75V189H74L75 187H73ZM104 186H106V185H104ZM115 186H116V185H115ZM130 186H131V188L133 189L132 185H130ZM134 186H135V185H134ZM143 186H145V184H144ZM152 186H153V184H152ZM208 186H209V185H207V189L209 188ZM210 186H211V185H210ZM215 186H216V188H215L214 190L216 191V190H217V185H215ZM218 186H219V185H218ZM43 187H44V186H43ZM55 187H56V186H55ZM78 187H79V186H78ZM80 187H81V186H80ZM96 187H97V186L95 185V189H96ZM121 187H122V186H121ZM121 187H120V188H121ZM127 187H128V186H127ZM135 187H136V186H135ZM146 187H147V186H146ZM146 187H144L145 190H146ZM168 187H169V186H168ZM176 187H177V185H176ZM212 187H213V186H212ZM212 187H211V188H212ZM219 187H220V186H219ZM227 187H228V186H227ZM231 187H232V186H231ZM235 187H236V186H235ZM36 188H37V187H36ZM61 188H62V187H61ZM82 188H84V187L82 186ZM111 188H112V187H110L109 191L111 190ZM114 188H115V187H114ZM114 188H112V189H114ZM122 188H125V187H122ZM156 188H157V187H156ZM159 188H160V186H159ZM164 188H165V187H164ZM174 188H175V186H174ZM180 188H181V187H180ZM180 188H179V189H180ZM183 188H184V187H183ZM200 188H202V187H200ZM211 188H210V189H211ZM222 188H224V187H222ZM40 189H41V188H40ZM43 189H44V188H43ZM48 189H49V188H48ZM76 189H77V188H76ZM87 189H88V188H87ZM89 189H90V188H89ZM100 189H101V188H100ZM104 189H105V188H104ZM127 189H128V188H127ZM142 189H143V188H142ZM161 189H162V188H161ZM161 189H159V190H161ZM177 189H178V188H177ZM188 189H190V188H188ZM196 189H198V188H196ZM212 189H213V188H212ZM224 189H225V188H224ZM233 189H234V187H233ZM28 190L30 191V189H28ZM34 190L36 191V189H34ZM60 190H61V189H60ZM97 190H98V189H97ZM116 190H117V189H116ZM116 190H115V191H116ZM135 190H136V189H135ZM135 190H134V191H135ZM159 190H158V191H159ZM162 190H163V189H162ZM162 190H161V191H162ZM172 190H173V189H172ZM191 190H192V189H191ZM200 190H202V189H200ZM227 190H228V188H227ZM253 190H254V187H253ZM261 190H262V189H261ZM32 191H33V190H32ZM38 191H39V190H38ZM69 191H71V190L69 189ZM75 191H76V190H75ZM86 191H87V190H86ZM89 191H90V190H89ZM115 191H114V192H115ZM128 191H129V190H128ZM128 191H127L126 194H129ZM136 191H137V190H136ZM142 191H143V190H142ZM142 191H140V192H142ZM148 191H149V190H148ZM166 191H167V190H166ZM182 191H184V190H182ZM195 191H196V190H195ZM202 191H203V190H202ZM228 191H229V190H228ZM247 191H248V190H247ZM251 191H252V190H251ZM251 191H250V192H251ZM259 191H260V189H259ZM55 192H57V191H55ZM64 192H65V191H64ZM66 192H67V191H66ZM66 192H65V193H66ZM77 192H79V191L77 190ZM77 192H76V193H77ZM111 192H112V191H111ZM124 192H125V191L123 190V193H124ZM153 192H154V191H153V189H152V192H150V193L152 194ZM170 192H171V191H170ZM172 192H173V191H172ZM209 192H210V191H209ZM213 192H214V191H213ZM216 192H217V191H216ZM216 192H215V193H216ZM233 192H234V191H233ZM235 192H236V191H235ZM27 193H28V192H27ZM29 193H31V192H29ZM34 193H35V192H34ZM34 193H33V194H34ZM38 193H39V192H38ZM41 193H42V192H41ZM69 193H70V192H69ZM69 193H68V194H69ZM71 193H72V192H71ZM82 193H83V192H82ZM91 193H92V190H91ZM106 193H107V192H106ZM134 193H135V192H134ZM136 193H137V192H136ZM136 193H135V194H136ZM142 193H143V192H142ZM204 193H205V192H204ZM204 193H203V194H204ZM210 193H211V192H210ZM215 193H214V194H215ZM222 193L225 194V192H222ZM228 193H229V192H228ZM228 193H227V194H228ZM237 193H238V192H237ZM247 193H248V192H247ZM247 193H246V195H247ZM53 194H54V193H53ZM57 194H59V193H57ZM74 194H75V193H74ZM79 194H80V193H79ZM84 194H85V193H84ZM94 194L96 195L97 192L94 193ZM98 194H99V193H98ZM107 194H108V193H107ZM117 194H118V193H117ZM160 194H161V193H160ZM165 194H166V193H165ZM203 194H201V195H203ZM207 194H208V193H207ZM211 194H212V193H211ZM218 194H219V192H218ZM229 194H230V193H229ZM234 194H235V193H234ZM249 194H250V193H249ZM26 195H27V194H26ZM26 195H25V197H28V196L31 195V194H29L28 196H26ZM38 195H39V194H38ZM55 195H56V194H55ZM69 195H71V194H69ZM76 195H77V194H75V196H76ZM81 195H82V194H81ZM95 195H94V196H95ZM124 195H125V194H124ZM163 195H164V194H163ZM167 195H168V193H167ZM172 195H173V194H172ZM216 195H217V194H216ZM255 195H256V194H255ZM44 196H45V195H44ZM48 196H49V195H48ZM48 196H47V197H48ZM50 196H51V195H50ZM72 196H73V195H72ZM89 196H90V194L88 195V198H89ZM91 196H92V194H91ZM97 196H98V195H97ZM100 196H101V195H100ZM103 196H104V194H103ZM103 196H102V197H103ZM113 196L116 197V195H113ZM113 196H112V197H113ZM122 196H123V195H122ZM125 196H126V195H125ZM125 196H124V197H125ZM145 196H147V195H145ZM148 196H149V192H148ZM164 196H165V195H164ZM169 196H171V195L169 194ZM175 196H176V195H175ZM204 196H206L205 198H207V195H204ZM228 196H229V195H228ZM228 196H227V198H229ZM249 196H250V195H249ZM262 196H264V195H262ZM45 197H46V196H45ZM58 197H59V196H58ZM73 197H74V196H73ZM84 197H85V195L83 196V198H84ZM86 197H87V194H86ZM95 197H96V196H95ZM107 197H108V196H107ZM109 197H110V196H109ZM130 197H131V196H130ZM142 197L144 198V194L142 195ZM152 197H153V196H152ZM152 197L149 198V200H150V199L152 200V199H153ZM172 197H173V196H172ZM172 197H171V198H172ZM194 197H195V196H194ZM215 197H216V196H215ZM235 197L238 199L237 196H235ZM23 198H24V197H23ZM23 198H22V199H23ZM36 198H37V197H36ZM60 198H61V197H60ZM68 198H70V197H68ZM79 198H82V197H79ZM97 198H98V197H97ZM99 198H100V197H99ZM138 198H139V197H138ZM169 198H170V197H169ZM171 198H170V200H171ZM191 198H192V197H191ZM195 198H196V197H195ZM208 198H210V196H209ZM240 198H242V197L240 196ZM261 198H262V197H261ZM263 198H264V197H263ZM33 199H34V197H33ZM58 199H59V198H58ZM58 199H56V200H58ZM73 199H74V198H73ZM118 199H119V198H118ZM145 199H146V198H145ZM155 199H156V198H155ZM186 199H188V198H186ZM212 199H213V198H212ZM232 199H233V197H232ZM244 199H245V198H244ZM51 200H52V199H51ZM54 200H55V199H54ZM66 200H67V199H66ZM66 200H65V201H66ZM77 200H78V199H77ZM87 200H88V199H87ZM87 200H86V201H87ZM106 200H108V199L106 198ZM119 200H120V199H119ZM121 200H122V199H121ZM121 200H120V201H121ZM134 200H135V199H134ZM139 200H140V199H139ZM151 200H150V201H151ZM206 200H208V199H206ZM206 200H205V201H206ZM239 200H240V199H239ZM263 200H264V199H263ZM24 201H25V199H24ZM24 201H23V204H24ZM29 201H30V199H29ZM33 201H34V200H33ZM69 201H70V200H69ZM91 201H92V199H91ZM103 201H104V200H103ZM109 201H110V200H109ZM116 201H117V200H116ZM122 201H123V200H122ZM131 201H132V200H131ZM150 201H149V202H150ZM161 201H163V200H161ZM180 201H181V200H180ZM191 201H192V200H191ZM191 201H190V202H191ZM203 201H204V200H203ZM230 201H231V200H230ZM237 201H238V200H237ZM30 202H32V201H30ZM40 202H41V201H40ZM40 202H39V203H40ZM80 202H83V201H80ZM89 202H90V200L88 201V203H89ZM117 202H119V201H117ZM117 202L114 201V203H116V204H117ZM127 202H128V201H127ZM135 202H136V201H135ZM149 202H148V203H149ZM151 202H152V201H151ZM170 202H171V201H170ZM170 202H169V203H170ZM172 202H173V201H172ZM194 202H195V201H194ZM198 202H200V201H198ZM198 202H197L196 204H198ZM225 202H226V201H225ZM232 202H233V201H232ZM232 202L229 203V204H232ZM241 202H242V201H241ZM25 203H26V202H25ZM33 203H34V202H33ZM39 203H38V204H39ZM47 203H48V200H47ZM52 203H53V202H52ZM59 203H60V202H59ZM67 203H68V201H67ZM67 203H66V204H67ZM72 203H74V202H71V205H72ZM106 203H107V202H106ZM106 203H105V204H106ZM120 203H121V202H120ZM128 203H129V202H128ZM133 203H134V202H133ZM142 203H143V202H142ZM144 203H146V201H145ZM160 203H161V202H160ZM166 203H167V201H166ZM169 203H168V204H169ZM187 203H189V202H187ZM191 203H192V202H191ZM191 203H190V204H191ZM202 203H206V202H202ZM202 203H201V205H203ZM5 204H6V203H5ZM77 204H78V203H77ZM77 204H74V205L76 206ZM92 204H93V203H92ZM122 204H123V203H122ZM122 204H121V206H120L119 208H122ZM124 204L127 205L126 203H124ZM137 204H138V203H137ZM137 204H136V205H137ZM150 204L152 205V203H150ZM150 204H149V206H150ZM213 204H214V203H213ZM223 204H224V203H223ZM226 204H227V203H226ZM226 204H224V205H226ZM229 204H227L228 207H229V206L232 207V206L229 205ZM6 205H7V204H6ZM35 205H36V204H35ZM48 205H49V204H48ZM48 205H47V206H48ZM50 205H51V204H50ZM53 205H54V204H53ZM60 205H61V203H60ZM62 205L64 206V204H62ZM68 205H69V204H68ZM80 205H81V204H80ZM96 205H97V204H96ZM106 205H107V204H106ZM109 205H110V203H109ZM132 205H135V204H132ZM155 205H156V203H155ZM157 205H158V204H157ZM159 205H160V204H159ZM166 205H167V204H166ZM174 205H175V204H174ZM174 205H173V206H174ZM218 205H219V204H218ZM218 205H216V206H218ZM243 205L246 206V204H243ZM243 205H242V206H243ZM260 205H261V204H260ZM263 205H264V204H263ZM2 206H3V205H2ZM39 206H40V205H39ZM47 206H46V207H47ZM103 206H104V205H103ZM114 206H115V205H114ZM116 206H117V205H116ZM127 206H130V205H127ZM139 206H140V205H139ZM160 206H161V205H160ZM175 206H176V205H175ZM189 206H190V205H189ZM199 206H200V205H199ZM204 206H205V205H204ZM209 206H210V205H209ZM256 206H257V205H256ZM8 207H9V205H8ZM10 207H11V206H10ZM10 207H9V208H10ZM30 207H31V206H30ZM78 207H79V205H78ZM93 207H95V206H93ZM100 207H101V206H100ZM105 207H106V206H105ZM134 207H135V206H134ZM136 207H137V206H136ZM151 207H152V206H151ZM151 207H150V208H151ZM163 207H164V206H163ZM163 207H162V208H163ZM169 207H170V204H169ZM195 207H196V205H195ZM202 207H203V206H202ZM207 207H208V206H207ZM220 207H221V205H220ZM220 207H219V208H220ZM226 207H227V206H226ZM233 207H234V205H233ZM233 207H232V208H233ZM247 207H248V205H247ZM262 207H263V206H262ZM4 208L8 209L7 206H5ZM4 208L2 207L3 210H4ZM27 208H28V205H27ZM34 208H35V207H34ZM39 208H40V207H39ZM70 208H71V207H70ZM72 208H73V207H72ZM72 208H71V209H72ZM74 208H75V207H74ZM74 208H73V210H74L73 212H74V214H76V213H75V210L77 209V211H78V208H77V207H76V209H74ZM80 208H81V207H80ZM101 208H102V207H101ZM101 208H100V209H101ZM112 208H113V207H112ZM119 208H118V209H119ZM130 208H131V207H130ZM139 208H140V207H139ZM144 208H145V207H144ZM150 208H149V210H150ZM153 208H154V207H153ZM160 208H161V207H160ZM166 208H167V206H166ZM170 208H171V207H170ZM173 208H174V207H173ZM198 208H200V207H198ZM211 208H212V207H211ZM211 208H210V209H211ZM213 208H214V207H213ZM224 208H225V207H224ZM241 208H242V207H241ZM259 208H261V207H259ZM2 209H1V210H2ZM18 209H19V208H18ZM49 209L51 210V208H49ZM49 209H48V210L46 209V210L49 211ZM58 209H60V208H58ZM89 209H90V206H89ZM89 209H88V210H89ZM94 209H95V208H94ZM105 209H106V208H105ZM158 209H159V207H158ZM178 209H179V208H178ZM185 209H186V208H185ZM193 209H194V208H193ZM205 209H206V207H205ZM214 209H215V208H214ZM242 209H243V208H242ZM3 210H2V211H3ZM10 210H11V209H10ZM28 210H29V209H28ZM30 210H31V209H30ZM79 210H80V209H79ZM106 210H107V209H106ZM106 210H104V211L107 212L108 210H107V211H106ZM110 210H111V212H112V209H110ZM114 210H115V209H114ZM126 210H127V209H126ZM156 210H157V209H156ZM159 210L161 211V209H159ZM159 210H158V211H159ZM198 210H200V209H198ZM202 210H203V208H202ZM202 210H201V212H202ZM240 210H241V209H240ZM261 210H262V208H261ZM261 210H260V211H261ZM5 211H6V210H5ZM12 211H14V210H12ZM35 211H36V210H35ZM69 211H70V209H69ZM69 211H68V212H69ZM71 211H72V210H71ZM101 211H103V210L101 209ZM101 211H100V212H101ZM120 211H121V210H120ZM139 211H140V210H139ZM144 211H145V210H144ZM146 211H147V209H146ZM152 211H153V210H152ZM158 211H157L156 213H161V212H158ZM178 211L180 212V210H178ZM184 211H185V210H184ZM218 211H219V210H218ZM221 211L223 212V210H221ZM231 211H232V210H231ZM231 211H229V212H231ZM237 211H239V210L237 209ZM256 211H257V209H256ZM262 211H263V210H262ZM15 212H16V211H15ZM38 212H40V211H38ZM43 212H44V209H43ZM55 212H56V211H55ZM63 212H64V211H63ZM66 212H67V210H66ZM87 212H88V211H87ZM111 212H110V213H111ZM126 212H127V211H126ZM137 212H138V211H137ZM150 212H151V211H150ZM175 212H177V211L174 210V211H173V215H174ZM185 212H186V211H185ZM185 212H184V213H185ZM190 212H192V210H191ZM201 212H200V213H201ZM203 212H205V210H203ZM211 212H212V211H211ZM213 212H214V210H213ZM219 212H220V211H219ZM219 212H218V213H219ZM225 212H226V211H225ZM242 212H243V211H242ZM245 212H246V211H245ZM254 212H255V211L251 212V214H252V213L254 214ZM0 213H1V212H0ZM5 213H6V212H5ZM10 213H11V211H10ZM17 213H18V211H17ZM19 213H20V212H19ZM44 213H45V212H44ZM44 213H43V214H44ZM48 213H49V212H47V214H48ZM57 213H58V212H57ZM61 213H62V212H61ZM71 213H72V212H71ZM80 213H81V212H80ZM89 213H90V212H89ZM108 213H109V212H108ZM108 213H107V214H108ZM121 213H122V212H121ZM145 213H147V212H145ZM168 213H170V212H168ZM177 213H178V212H177ZM186 213H187V212H186ZM216 213H217V212H216ZM220 213H221V212H220ZM239 213H240V212H239ZM8 214H9V212H8ZM14 214H15V213H14ZM29 214H30V213H29ZM34 214H37V213L35 212ZM38 214H39V213H38ZM38 214H37V215H38ZM47 214H46V215H47ZM64 214H65V213H64ZM67 214H68V213H67ZM77 214H78V213H77ZM84 214H85V213H84ZM86 214H87V213H86ZM95 214H96V213H95V211H94V214H92V215L95 216ZM113 214H114V211H113ZM115 214L117 215L116 212H115ZM162 214H163V213H162ZM203 214H204V213H203ZM210 214H211V213H210ZM212 214H213V213H212ZM212 214H211V215H212ZM221 214H222V213H221ZM221 214H220V215H221ZM247 214H249V213H247ZM260 214H262V212H260ZM0 215H1V214H0ZM2 215H4V214H2ZM5 215H6V214H5ZM17 215H18V214H17ZM37 215H36V216H37ZM50 215H51V214H50ZM57 215H58V214H57ZM62 215H63V214H62ZM101 215H102V214H101ZM103 215H104V214H103ZM108 215H109V214H108ZM118 215H119V214H118ZM155 215H156V214H155ZM157 215H158V214H157ZM160 215H161V214H160ZM171 215H172V214L170 213V216H171ZM173 215H172V216H173ZM186 215H189V214H186ZM190 215H191V214H190ZM193 215H194V214H193ZM197 215H198V214H197ZM200 215H201V214H200ZM211 215H210L209 218H211ZM213 215H214V214H213ZM222 215H223V214H222ZM228 215H229V214H228ZM241 215H242V214H241ZM249 215H250V214H249ZM249 215H248V218H249ZM255 215H256V213L254 214V216H255ZM6 216H9V215H6ZM6 216H5V217L3 216V217L6 218ZM13 216H14V215H13ZM41 216H42V215H41ZM41 216H40V218H42ZM79 216H81V215L79 214ZM87 216H88V215H87ZM87 216H86V217H87ZM89 216H91V215H89ZM89 216H88V217H89ZM137 216H138V214H137ZM143 216H147V215H143ZM152 216H153V215H152ZM158 216H159V215H158ZM172 216H171V217H172ZM179 216H180V215H179ZM195 216H196V215H195ZM198 216H199V215H198ZM203 216H204V215H203ZM238 216H239V215H238ZM256 216H257V215H256ZM256 216H255L254 218H257L259 215H258L257 217H256ZM3 217H2V218H3ZM9 217H10V219L12 218V216H9ZM14 217H15V216H14ZM14 217H13V218H14ZM19 217H20V216H19ZM44 217H45V216H44ZM58 217H59V216H58ZM73 217H74V216H73ZM73 217L71 216V218H73ZM76 217H77V216H76ZM83 217H84V216H83ZM105 217H106V216H105ZM105 217H104V218H105ZM117 217H118V216H117ZM122 217H123V216H122ZM128 217H129V214H128ZM149 217H151V216H149ZM149 217H148V218H149ZM167 217H168V216H167ZM183 217H184V215H183ZM190 217H191V216H190ZM205 217H207V216L205 215ZM229 217H230V216H229ZM239 217H240V216H239ZM259 217H260V216H259ZM263 217H264V216H263ZM0 218H1V216H0ZM13 218H12V219H13ZM16 218H17V216H16ZM21 218H22V217H21ZM49 218H50V217H49ZM49 218H48V219H49ZM55 218H56V217H55ZM55 218H54V219H55ZM104 218H102V219H104ZM118 218H119V217H118ZM125 218H127V217H125ZM130 218H131V220L133 219L132 217H129V219H130ZM148 218H147V219H148ZM156 218H158V217H156ZM160 218H161V217H160ZM172 218L174 219V217H172ZM192 218H193V217H192ZM202 218H203V217H202ZM222 218H223V217H222ZM222 218H221V219H222ZM261 218H262V216H261ZM261 218H260V219H261ZM14 219H15V218H14ZM44 219H45V218H44ZM46 219H47V218H46ZM48 219H47V221H48ZM74 219H75V217H74ZM95 219H96V218H95ZM107 219H108V218H107ZM110 219H111V218H110ZM114 219H115V218H114ZM114 219H113V220H114ZM120 219H121V217H120ZM120 219H118V221H119ZM122 219H123V218H122ZM145 219H146V218H145ZM145 219L143 218V220H145ZM154 219H155V218H154ZM154 219H153V221H154ZM158 219H159V218H158ZM169 219H170V218H169ZM212 219H213V218H212ZM212 219H211V220H212ZM216 219H219V218H216ZM227 219H228V218H227ZM249 219H250V218H249ZM16 220H17V219H16ZM21 220H22V219H21ZM21 220H20V221H21ZM35 220H36V219H35ZM37 220H38V219H37ZM55 220H56V219H55ZM64 220H65V218H64ZM78 220H79V219H78ZM92 220H93V218H92ZM160 220H161V219H160ZM171 220H172V219H171ZM171 220H169V221L172 222ZM174 220H176V219H174ZM179 220H180V219H179ZM186 220H187V219H186ZM195 220H197V219H195ZM198 220H199V219H198ZM198 220H197V221H198ZM200 220H202V219L200 218ZM224 220H225V219H224ZM231 220H232V219H231ZM241 220H243L242 216H241ZM2 221H3V220H2ZM38 221H41V220L39 219ZM61 221H62V220H61ZM65 221H66V220H65ZM73 221H74V220H73ZM76 221H77V220H76ZM84 221H87V218H86ZM106 221H107V220H106ZM108 221H110V220H108ZM111 221H112V220H111ZM125 221H126V219H125ZM127 221H128V220H127ZM127 221H126V222H127ZM132 221H133V220H132ZM181 221L183 222V220H181ZM193 221H194V220H193ZM205 221H207V219L204 220V222H205ZM237 221H238V220H237ZM239 221H240V218H239ZM256 221H257V220H256ZM90 222H91V220H90ZM102 222H103V221H102ZM137 222H138V221H137ZM163 222H164V221H163ZM175 222H177V221H175ZM175 222H174V223H175ZM199 222H200V221H199ZM202 222H203V221H202ZM202 222H201V223H202ZM207 222H208V221H207ZM215 222H216V220H215ZM232 222H234V221L232 220ZM245 222H246V221H245ZM245 222H243V225H244V226H245V224H246ZM251 222H252V221H251ZM251 222L248 223V224L250 225ZM259 222H260V220H259ZM263 222H264V221H263ZM1 223H2V222H1ZM18 223H19V222L15 223V224H18ZM39 223H40V224H39ZM52 223H56V221H55V222H52ZM59 223H60V222H59ZM63 223H64V222H63ZM63 223H61V224H63ZM65 223H66V222H65ZM72 223H74V222H72ZM81 223H82V222H81ZM88 223H89V222H88ZM122 223H123V221H122ZM131 223H132V222H131ZM141 223H142V222H141ZM145 223H146V222H144V224H145ZM156 223H157V222H156ZM196 223H198V222H196ZM201 223H200V224H201ZM211 223H212V222H211ZM216 223H218V222H216ZM221 223H222V222H220V225H219V224H218V225H219V226L223 225V223H222V224H221ZM226 223H227V220H226ZM238 223H239V222H238ZM38 224L42 226L41 222H38ZM56 224H57V223H56ZM102 224H103V223H102ZM112 224H114V223L112 222ZM118 224H119V223H117V225H118ZM120 224H121V223H120ZM142 224H143V223H142ZM146 224H148V223H146ZM154 224H155V222H154ZM162 224H163V227H164L165 223H162ZM192 224H193V223H192ZM202 224H203V223H202ZM205 224H207V223H205ZM205 224H204V225H205ZM241 224H242V223H241ZM33 225H34V224H33ZM39 225H38V226H39ZM57 225H58V224H57ZM57 225H56V226H57ZM66 225H67V224H66ZM82 225H83V224H81L80 226H82ZM93 225H94V224H93ZM105 225H106V224H105ZM155 225H156V224H155ZM157 225H158V224H157ZM224 225H225V223H224ZM235 225H236V224H235ZM237 225H238V224H237ZM262 225H263V224H262ZM0 226H1V225H0ZM56 226H54V227H56ZM67 226H69V225H67ZM72 226L74 227V225H72ZM94 226H95V225H94ZM97 226H98V225H97ZM107 226H109V224H108ZM111 226H112V225H111ZM118 226H119V225H118ZM125 226H126V225H125ZM136 226H137V225H136ZM143 226H144V225H143ZM168 226H170V225H168ZM189 226H191V224H190ZM212 226H215V225H213V223H212ZM230 226H231V225H230ZM239 226H240V224H239ZM12 227H13V226H12ZM32 227H33V226H32ZM62 227H63V226H62ZM73 227H72V229H73ZM83 227H86V226L83 225ZM109 227H110V226H109ZM109 227H108V228H109ZM120 227H121V226H120ZM120 227L117 228L118 231H119V228H120ZM127 227H130V226H127ZM147 227H149V226H147ZM152 227H154V226H152ZM155 227H156V226H155ZM187 227H188V226H187ZM221 227H222V226H221ZM226 227H227V225H226ZM263 227H264V225H263L261 228H263ZM2 228H3V227H2ZM7 228H8V227H7ZM13 228H14V227H13ZM15 228H16V227H15ZM15 228H14V230H15ZM58 228H59V226H58ZM58 228H57V229H58ZM69 228H71V225H70ZM91 228H92V226H91ZM91 228H90V229H91ZM93 228H95L96 230H98L96 227H93ZM102 228L105 229V227H102ZM102 228H101V229H102ZM111 228H112V227H111ZM136 228H137V227H136ZM156 228H158V227H156ZM169 228H171V227H169ZM173 228H174V227H173ZM178 228H179V227H178ZM191 228H192V226H191ZM196 228H197V227H196ZM30 229H35V228L33 227V228H30ZM40 229H41V228H39V230H40ZM72 229H69V230H71V232H72V231L74 230V229H73V230H72ZM76 229H77V228H76ZM76 229H75V231H76ZM117 229H116V230H117ZM122 229H123V228H122ZM137 229H138V228H137ZM145 229H146V228H145ZM150 229H151V228H150ZM180 229H181V228H180ZM182 229H183V228H182ZM193 229H194V228H193ZM204 229H205V227H204ZM220 229H221V228H220ZM6 230H9V229H6ZM46 230H47V228H46ZM55 230H56V229H55ZM59 230H60V229H59ZM85 230H86V229H85ZM85 230H84V231H85ZM88 230H89V229H88ZM93 230H94V229H93ZM113 230H114V229H113ZM124 230H125V229H124ZM129 230H130V229H129ZM139 230H140V229H139ZM141 230H143V229H141ZM154 230H155V229H154ZM156 230H158V229H156ZM165 230H166V229H165ZM174 230H175V229H174ZM201 230H202V229H200V231H201ZM210 230H211V229H210ZM213 230H214V229H213ZM215 230H216V229H215ZM221 230H222V229H221ZM221 230H220V232H221ZM261 230H262V229H261ZM17 231H18V230H17ZM20 231H21V230H20ZM20 231H18V232H20ZM23 231H24V230H23ZM35 231H36V230H35ZM35 231H34V232H35ZM43 231H44V230H43ZM77 231H78V229H77ZM84 231H83V233H84ZM94 231H95V230H94ZM134 231H135V230H134ZM137 231H138V230H136L135 232H137ZM218 231H219V230H218ZM262 231H263V230H262ZM7 232H8V231H7ZM13 232H14V231H13ZM29 232H30V231H29ZM29 232H28V233H29ZM34 232H33V233H34ZM99 232H100V231H99ZM101 232H103V230H102ZM116 232H117V231H116ZM121 232H123V231H121ZM141 232H142V231H141ZM152 232H153V231H152ZM158 232H159V231H157V233H158ZM198 232H199V231H198ZM224 232L226 233V231H224ZM244 232H245V231H244ZM2 233H3V232H2ZM53 233H54V231H52V234H53ZM73 233H75V232H73ZM73 233L71 234L72 236H70V237H73ZM77 233H78V232H77ZM77 233H76V234H77ZM92 233L94 234V232H92ZM92 233H90V234H92ZM96 233H97V232H96ZM105 233H106V230H105V232H104L103 234L105 235ZM107 233H108V232H107ZM112 233H113V232H112ZM125 233H126V231H125ZM130 233H131V231H130ZM146 233H147V231H146ZM169 233H170V230H169ZM175 233H176V232H175ZM213 233H214V231H213ZM221 233H222V232H221ZM5 234H6V233H5ZM5 234H4V236H5ZM16 234H17V233H16ZM19 234H20V233H19ZM23 234H24V233H23ZM37 234H39V232H38ZM37 234H36V235H37ZM40 234H41V233H40ZM43 234H44V233H43ZM43 234H42V235H43ZM52 234H51V235H52ZM78 234H79V233H78ZM90 234H89V235H90ZM119 234H120V232H119ZM127 234H128V233H126V235H127ZM140 234H142V233H140ZM144 234H145V232H144ZM149 234H150V233H149ZM166 234H167V230H166ZM172 234H173V233H172ZM176 234L178 235V233H176ZM21 235H22V233H21ZM79 235H80V234H79ZM79 235H78V236H79ZM94 235H95V234H94ZM110 235H111V233H110ZM110 235H109V236H110ZM130 235H131V234H130ZM133 235H134V234H133ZM156 235H157V234H156ZM177 235H176V236H177ZM192 235H193V234H192ZM196 235H198V234H196ZM215 235H216V234H215ZM218 235H220V234H218ZM224 235H225V234H224ZM263 235H264V234H263ZM6 236H7V235H6ZM24 236H25V235H24ZM52 236H53V235H52ZM74 236H75V238H76V235H75V234H74ZM80 236H81V235H80ZM85 236H87V234H86ZM112 236H113V234H112ZM114 236H116L115 232H114ZM138 236H139V235H138ZM146 236H147V234H146ZM149 236H151V235H149ZM152 236H154V235H152ZM160 236H161V234H160ZM160 236H159V235L157 236V237H159L158 240L160 239ZM179 236H180V234H179ZM187 236H188V234H187ZM216 236H217V235H216ZM7 237H9V236H7ZM21 237H22V236H21ZM30 237H31V236H30ZM34 237H35V236H34ZM43 237H44V236H43ZM83 237H84V235H83ZM88 237H90V239H91V236H88ZM96 237H97V236H96ZM98 237H99V236H98ZM100 237H101V236H100ZM125 237H126V236H125ZM125 237H124V238H125ZM155 237H156V236H155ZM155 237H154V239L156 240L157 237H156V238H155ZM174 237H175V236H174ZM174 237H173V238H174ZM181 237H182V236H181ZM181 237H180V238H181ZM191 237H192V236H190V239H191ZM193 237H194V235H193ZM9 238H10V237H9ZM9 238H8V240H9ZM18 238H19V237H18ZM26 238H27V237H26ZM35 238H36V237H35ZM47 238H48V237H47ZM51 238H52V237H51ZM67 238H68V237H67ZM67 238H66V239H67ZM77 238H78V237H77ZM79 238H80V237H79ZM103 238L105 239L106 237H103ZM113 238H114V237H113ZM121 238H122V237H121ZM124 238H123V239H124ZM133 238H134V237H133ZM138 238H139V237H138ZM141 238L143 239V237H141ZM141 238H140V239H141ZM151 238H152V237H151ZM164 238H165V237H164ZM169 238H170V236H169ZM188 238H189V237H188ZM217 238H218V237H217ZM5 239H6V237H5ZM10 239H12V238H10ZM22 239H23V238H22ZM29 239H30V238H29ZM36 239H37V238H36ZM41 239H42V237H41ZM73 239H74V237H73ZM82 239H83V238H82ZM85 239H87V238H85ZM90 239H89V240H90ZM99 239H101V238H99ZM99 239H98V240H99ZM114 239H116V238H114ZM118 239H119V236H118ZM125 239H126V238H125ZM134 239H135V238H134ZM140 239H139V240H140ZM176 239H177V237H176ZM190 239H189V241H190ZM192 239H193V238H192ZM196 239H197V238H196ZM263 239H264V236H263ZM44 240H45V237H44ZM46 240H47V239H46ZM68 240H70V239H68ZM74 240H76V239H74ZM83 240H84V239H83ZM112 240H113V239H112ZM121 240H122V239H121ZM180 240H181V242H182V239H180ZM180 240H179V241H180ZM200 240H202V239H200ZM229 240H230V239H229ZM231 240H232V239H231ZM253 240H254V238H253ZM6 241H7V240H5V242H6ZM47 241H48V240H47ZM49 241H50V239H49ZM86 241H88V240H86ZM109 241H110V240H109ZM116 241H117V240H116ZM119 241H120V240H118V242H119ZM143 241L145 242V240H143ZM165 241H167V238H166ZM169 241H170V240H169ZM172 241H173V240H172ZM172 241H171V242H172ZM186 241H188V239H187ZM194 241H195V240H194ZM194 241H191V242L193 243ZM217 241H218V240H217ZM22 242H23V241H22ZM54 242H55V241H54ZM65 242H66V240H65ZM72 242H73V241L71 240V243H72ZM82 242H83V241H82ZM138 242H139V241H138ZM140 242H141V241H140ZM144 242H143V243H144ZM147 242H149V241H147ZM151 242H152V241H151ZM154 242H155V241H154ZM171 242H170V243H171ZM191 242H189V243H191ZM195 242L197 243V240H196ZM226 242H227V241H226ZM234 242H235V241H234ZM253 242L256 243L255 240H254ZM6 243H7V242H6ZM24 243H25V241H24ZM35 243H36V242H35ZM46 243H48V242H46ZM51 243H52V242H51ZM71 243H70V244H71ZM89 243H90V242H89ZM95 243H96V242H95ZM100 243H102V242H100ZM103 243H104V242H103ZM103 243H102V244H103ZM109 243H110V242H109ZM113 243H114V242H113ZM121 243H122V242H121ZM128 243H129V242H128ZM141 243H142V242H141ZM159 243H161V242H158V244H159ZM163 243H164V242H163ZM176 243H177V242H176ZM196 243H195V244H196ZM201 243H202V242H201ZM231 243H232V242H231ZM15 244H16V243H15ZM19 244H20V243H19ZM42 244H43V243H41V245H42ZM44 244H45V243H44ZM44 244H43V245H44ZM49 244H50V243H49ZM66 244H67V243H66ZM74 244H75V243H74ZM76 244H77V243H76ZM76 244H75V245H76ZM80 244H81V240H80ZM86 244H88V243H86ZM90 244H91V243H90ZM90 244H89V245H90ZM98 244H99V243H98ZM104 244H106V243H104ZM111 244H112V243H111ZM111 244H110V245H111ZM115 244H116V243H115ZM124 244H125V243H124ZM149 244H150V243H149ZM151 244H152V243H151ZM154 244H155V243H154ZM154 244H153V247H154ZM179 244H180V243H179ZM183 244L185 245V243H183ZM187 244H188V243H187ZM195 244L193 243V245H195ZM199 244H200V243H199ZM202 244H203V243H202ZM242 244L244 245V243H242ZM256 244H258V243H256ZM256 244H255V245H256ZM23 245H24V244H23ZM23 245H21L22 248H23ZM29 245H30V244H29ZM29 245L27 246V248H29ZM34 245H35V244H34ZM43 245H42L41 247H43ZM46 245H47V244H46ZM46 245H44V246H46ZM72 245H73V244H71V245H69V246H72ZM99 245H100V244H99ZM106 245H107V244H106ZM110 245H109V246H110ZM118 245H120V244H118ZM139 245H140V244H139ZM163 245H164V244H163ZM203 245H204V244H203ZM2 246H4V245H2ZM19 246H20V245H19ZM31 246H32V245H31ZM37 246L39 247L40 245H38V243H37ZM48 246H49V245H48ZM58 246H59V244H58ZM65 246H66V245H65ZM69 246H68V247H69ZM93 246H94V245H93ZM95 246H96V245H95ZM109 246H108V247H109ZM115 246H116V245H115ZM158 246H159V245H158ZM173 246H177V245H173ZM181 246H182V245H181ZM195 246H196V245H195ZM208 246H209V245H208ZM210 246H211V245H210ZM250 246L252 247V244H251ZM6 247H7V246H6ZM6 247H4V248H6ZM25 247H26V246H25ZM32 247H33V246H32ZM49 247H50V246H49ZM59 247L61 248V246H59ZM59 247H58V248H59ZM85 247H86V245H85ZM96 247H97V246H96ZM112 247H113V245H112ZM112 247H111V248H112ZM126 247H127V246H126ZM140 247H141V246H140ZM143 247H144V245H143ZM155 247H156V246H155ZM155 247H154V248H155ZM161 247H162V246H161ZM161 247H160V249H161ZM167 247H168V246H167ZM167 247H165V249H166ZM185 247H186V246H185ZM193 247H194V246H193ZM200 247H201V245L198 246V248H200ZM244 247H245V246H244ZM248 247H249V246H248ZM248 247H247V248H248ZM251 247H250V248H251ZM254 247H255V246H254ZM2 248H3V247H2ZM4 248H3V249H4ZM15 248H16V247H15ZM62 248H63V247H62ZM72 248L74 249V245H73V247H71V249H72ZM76 248H77V247H76ZM76 248H75V249H76ZM90 248H91V247L89 246V249H90ZM99 248H100V246H99ZM113 248H114V247H113ZM113 248H112V251L114 250ZM120 248H121V246H120ZM123 248H124V247H123ZM123 248H122V249H123ZM128 248H129V247H128ZM135 248H136V247H135ZM137 248H138V247H137ZM137 248H136V249H137ZM156 248H157V247H156ZM162 248H163V247H162ZM170 248H171V247H169V249H170ZM172 248H173V247H172ZM180 248H181V247H180ZM186 248H187V247H186ZM190 248H192V247H190ZM195 248H196V247H195ZM255 248H257V247H255ZM255 248H254V249H255ZM6 249H7V248H6ZM29 249H30V248H29ZM41 249H42V248H41ZM45 249H47V248H45ZM48 249H49V248H48ZM71 249H70V250H71ZM75 249H74V252H75ZM80 249H81V247H80ZM92 249H93V248H92ZM96 249H97V248H96ZM106 249H107V248H106ZM109 249H110V247H109ZM109 249H108V250H109ZM178 249H179V247H178ZM203 249H204V248H203ZM203 249L201 248V250H203ZM206 249H207V247H206ZM14 250H15V249H14ZM30 250H31V249H30ZM38 250H39V249H38ZM49 250H50V249H49ZM60 250H61V249H60ZM82 250H84V249H82ZM87 250H88V249H87ZM119 250H120V249H119ZM128 250H129V249H128ZM132 250H133V249H132ZM138 250H139V249H138ZM140 250H141V249H140ZM152 250H153V249H152ZM157 250H159V249H157ZM167 250H168V249H167ZM171 250H172V249H171ZM180 250H181V249H180ZM180 250H178V251H180ZM182 250H183V249H182ZM195 250H196V249H195ZM222 250H223V249H222ZM242 250H243V249H242ZM242 250H241V251H242ZM251 250H252V248H251ZM251 250H250V252H251ZM1 251H2V250H1ZM45 251H46V250H45ZM68 251H69V250H67V252H68ZM71 251H72V253H73V250H71ZM79 251H80V250H79ZM84 251H85V250H84ZM84 251H83V252H84ZM116 251H117V250H116ZM116 251L114 250V252H116ZM142 251H144V250H142ZM146 251H147V250H146ZM160 251H161V250H160ZM169 251H170V250H169ZM198 251H199V250H198ZM212 251H213V250H212ZM237 251H238V250H237ZM237 251H236V252H237ZM244 251H245V250H244ZM253 251H254V250H253ZM257 251H258V249H257ZM2 252H3V251H2ZM31 252H32V251H31ZM31 252H30V253H31ZM61 252H62V251H61ZM69 252H70V251H69ZM69 252H68V253H69ZM86 252H87V251H86ZM86 252H84V253H86ZM138 252H139V251H138ZM147 252L150 253V251H147ZM147 252H146V253H147ZM158 252H159V251H158ZM170 252H171V251H170ZM175 252H176V250H175ZM180 252H181V251H180ZM192 252H193V251H192ZM201 252L203 253V251H201ZM205 252H207V251H205ZM229 252H231V250H230ZM255 252H256V250H255ZM0 253H1V252H0ZM8 253H9V252H8ZM11 253H12V252H11ZM14 253H17V252H14ZM19 253H21V251H19ZM24 253H25V252H24ZM41 253L43 254V252H41ZM45 253H46V252H45ZM78 253L82 255V252H81V253L78 252ZM103 253H105V255H106V251H104ZM132 253L134 254V251H133ZM149 253H147V254H149ZM152 253H153V252H152ZM156 253H157V252H156ZM160 253H162V252H160ZM182 253H183V252H182ZM199 253H200V251H199ZM226 253H227V252H226ZM246 253H247V252H246ZM252 253H253V252H252ZM252 253H251V254H252ZM256 253H257V252H256ZM70 254H71V253H70ZM93 254H95V253H93ZM93 254H92V255H93ZM108 254H109V253H108ZM110 254H111V252H110ZM113 254H114V253H113ZM136 254H137V253H136ZM136 254H135V255H136ZM153 254H154V253H153ZM157 254H158V253H157ZM157 254H156V255H157ZM169 254H170V253H169ZM197 254H198V253H197ZM197 254H196V255H197ZM209 254H211V253H209ZM209 254H207V256H209ZM237 254H238V252H237ZM237 254H235V255H236V257H235L236 259H237ZM239 254H240V253H239ZM249 254H250V253H249ZM23 255H24V254H23ZM26 255H27V254H26ZM33 255H34V254H33ZM46 255H47V254H46ZM105 255H104V256H105ZM116 255H117V254H116ZM139 255H140V254H139ZM141 255H142V254H141ZM143 255H144V254H143ZM150 255H152V254H150ZM159 255H160V254H159ZM163 255H164V254H163ZM172 255H173V254H172ZM172 255H171V256H172ZM174 255H175V254H174ZM176 255H177V254H176ZM183 255H184V254H183ZM186 255H187V254H186ZM201 255H202V254H201ZM227 255H228V254H227ZM240 255H241V254H240ZM244 255H245V254H244ZM5 256H6V255H5ZM40 256H41V255H40ZM83 256H84V255H83ZM87 256H88V255H87ZM89 256H90V255H89ZM110 256H111V255H110ZM113 256H114V255H112L111 257H113ZM122 256H123V255H122ZM152 256H153V255H152ZM177 256L179 257V255H177ZM193 256H194V255H193ZM202 256H203V255H202ZM207 256H206V257H207ZM21 257H23V256H21ZM34 257H35V256H34ZM75 257H76V256H75ZM98 257H99V256H98ZM111 257H110V258H111ZM119 257H120V256H119ZM127 257H128V256H127ZM132 257H133V255H132ZM169 257H170V256H169ZM178 257H177V258H178ZM209 257H210V256H209ZM228 257H229V256H228ZM228 257H227V258H228ZM239 257H240V256H239ZM244 257H245V256H244ZM257 257H258V256H257ZM2 258H3V257H2ZM5 258H6V257H5ZM9 258H10V257H9ZM17 258H18V257H17ZM24 258H25V257H24ZM27 258H28V257H27ZM29 258H30V257H29ZM44 258H45V257H44ZM94 258H95V257H94ZM104 258H106V257H104ZM113 258H115V257H113ZM123 258H125V260H126V257H123ZM123 258H122V259H123ZM133 258H135V257H133ZM139 258H140V256H139ZM159 258H160V260L163 259V257H162V259H161V257H158V259H159ZM181 258H182V257H181ZM194 258H195V257H194ZM248 258H249V256H248ZM252 258H253V257H252ZM252 258H251V259H252ZM12 259H13V258H12ZM35 259H36V258H35ZM148 259H149V258H148ZM170 259H171V258H170ZM174 259H175V258H174ZM206 259H207V258H206ZM208 259H209V258H208ZM208 259H207V260H208ZM232 259H233V258H232ZM242 259H244V258H242ZM245 259H246V258H245ZM251 259H249V260H251ZM253 259H255V258H253ZM3 260H4V259H3ZM7 260H8V258H7ZM13 260H15V259H13ZM25 260H26V259H25ZM30 260H33V258L30 259ZM98 260H99V259H98ZM113 260H115V259H113ZM116 260H118L117 257H116ZM153 260H154V259H153ZM155 260H156V258H155ZM175 260H177V259H175ZM181 260H182V259H181ZM202 260H203V259H202ZM211 260H212V259H211ZM259 260H260V259H259ZM26 261H27V260H26ZM84 261H85V260H84ZM102 261L104 262V260H102ZM102 261H101V262H102ZM123 261H124V260H123ZM127 261H128V260H127ZM134 261H135V259H134ZM136 261H137V260H136ZM144 261H145V258H144ZM147 261H148V260H147ZM149 261L151 262V261H152V258H151V260H149ZM162 261H163V260H162ZM182 261H183V260H182ZM195 261H196V260H194L193 262H195ZM213 261H214V260H213ZM253 261L256 262V260H253ZM44 262H45V259H44ZM103 262H102V264H103ZM107 262H108V261H107ZM110 262H111V259H110ZM124 262H126V261H124ZM138 262H139V261H138ZM142 262H143V261H142ZM158 262H159V261H158ZM165 262H167V260H166ZM165 262H164V263H165ZM169 262H170V261H169ZM172 262H173V259H172ZM204 262H206V260H204ZM207 262H208V261H207ZM211 262H212V261H211ZM8 263H9V262H8ZM36 263H37V262H36ZM86 263H87V262H86ZM132 263H133V261H132ZM164 263H163V264H164ZM196 263H198V261H197ZM45 264H46V263H45ZM110 264H111V263H110ZM133 264H134V263H133ZM135 264H136V263H135ZM139 264H140V263H139ZM145 264H146V263H145ZM154 264H155V263H154ZM159 264H160V262H159ZM174 264H175V263H174ZM180 264H181V263H180ZM198 264H199V263H198Z\"/></svg>",
  "mask_w": 264,
  "mask_h": 264
},
{
  "label": "snow or ice",
  "instance_id": "snow-or-ice-1",
  "mask_svg": "<svg viewBox=\"0 0 264 264\" xmlns=\"http://www.w3.org/2000/svg\"><path fill=\"white\" fill-rule=\"evenodd\" d=\"M21 7H24V6L23 5H5L3 3H0V10L5 9V8H15L19 10ZM204 27L205 26L202 23L201 28L203 29ZM261 29H262V32H264V22H262ZM262 173H264V161H262ZM262 183H264V181H262ZM262 216H264V211H262ZM252 236L253 234L251 231H247V230L245 231L246 238L252 237ZM261 252H262V257H261L259 264H264V244L261 245ZM17 255H18V252H17ZM0 264H3V261H0ZM10 264H29V262L21 260V259H17V260L10 261ZM49 264H56V262H49ZM193 264H195V262H193ZM204 264H207V262H204ZM217 264H219V262H217ZM225 264H256V262L253 260H237L235 262L229 260V261H226Z\"/></svg>",
  "mask_w": 264,
  "mask_h": 264
}]
</instances>
